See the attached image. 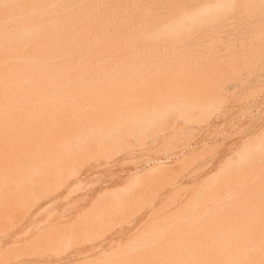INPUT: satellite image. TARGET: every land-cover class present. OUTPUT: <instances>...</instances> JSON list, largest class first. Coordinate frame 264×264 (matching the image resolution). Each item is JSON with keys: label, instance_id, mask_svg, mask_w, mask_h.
I'll use <instances>...</instances> for the list:
<instances>
[{"label": "bare ground", "instance_id": "bare-ground-1", "mask_svg": "<svg viewBox=\"0 0 264 264\" xmlns=\"http://www.w3.org/2000/svg\"><path fill=\"white\" fill-rule=\"evenodd\" d=\"M232 2H233V0H0V182H4V181H6V180H8V179H10V178H12L13 177V173H14V171L12 170V168L13 167H17V168H20V167H34V166H36V164L37 163H40V165L42 164V162H50V161H57V159H58V157H60L59 156V151H60V154L62 153L61 151L62 150H65V151H69V150H71L72 149V147H73V145L74 144H76L75 142H77L76 140L78 139V138H82L84 135L86 136V134H89V136H88V138L90 137V134H95V128H94V126H95V122L93 121V123H95V124H93L94 126H90V127H88L89 125H91V123L88 125V123H89V121L90 122H92L91 120L92 119H94V118H98L99 117V119H100V117H102V116H104V115H106L107 113H110V112H112V114L114 115V118H118V119H116V120H119V117H121L120 115H122V118H120V119H123V117L125 118V115L126 114H124V116H123V114H122V112H124V111H126V110H128V109H126L125 107H126V105L127 106H129L128 104L130 103V102H133V101H137V100H141L142 98H145V97H149V96H152V97H154V100H155V104L157 103L156 102V96H157V98H162L163 96H165V95H168V94H160V93H162L161 91L159 92V90L160 89H158V90H155V89H153L154 87L156 88V86H157V84H159V83H162L163 81H165L166 79L165 78H167V76H165L166 74V71H169V69L171 68L172 70H173V68H174V70H175V68H176V70L175 71H177V73H179L178 71H180V69H184V67H186V66H189V68H193L196 64H198L197 62H199L198 60H199V58H198V60H197V57H194V55H196L197 56V53L196 54H194L195 53V51H192V50H190L191 48H188V46H187V43H186V41H188V39H189V41H191V42H193L192 40H190V38L191 37H194V35H198V34H200V33H202L205 29H207L208 27L207 26H209L210 24H212L213 22H218V21H222L223 20V22H224V20H226L229 16H230V18H234L233 20L234 21H236L237 22V24H238V26L240 27V25L239 24H241L242 22L245 24V22L243 21V17H245V16H250V18H251V16L252 17H254V15H255V17L256 16H258V14H261L262 12H261V10H263V7H264V0H237V4H236V2H235V4L233 3L232 4ZM232 5H235V7L234 6H232ZM224 9H229L230 10V12H231V14H229V13H225V12H223V11H221V10H224ZM225 13V14H224ZM263 13H264V11H263ZM227 14V16H228V14H229V16L227 17V16H225ZM232 15V16H231ZM261 16V15H260ZM260 16H258V17H260ZM262 16H264V15H262ZM261 16V17H262ZM254 17V18H255ZM258 17H256V18H258ZM260 17V18H261ZM229 18V19H230ZM253 18V19H254ZM263 18V17H262ZM245 19H249V17L248 18H245ZM252 18H251V20H253ZM250 20V19H249ZM256 20V19H255ZM260 20V19H259ZM227 21H228V19H227ZM263 21V20H262ZM262 21H261V23H262ZM224 23H227V22H224ZM223 23V24H224ZM233 23V22H232ZM232 23H231V25H232ZM248 23V22H247ZM258 23V21L256 20V24ZM260 23V22H259ZM264 23V22H263ZM228 24V23H227ZM252 24V23H251ZM231 25H229V26H231ZM248 25V26H247ZM246 25V27H249L250 26V23L249 24H247ZM257 25H260V24H257ZM263 25V24H262ZM212 26H216L215 24L214 25H212ZM221 26H222V24H221ZM254 25H251V27H253ZM217 27V26H216ZM219 27V26H218ZM216 28V30L217 29H220V28ZM236 27V26H235ZM250 27V34H252L251 36H253L254 35V37L253 38H250V40H252V39H255L256 40V38L255 37H257V35H260V36H264V26L261 28V29H256L255 28V26L253 27V28H255V30L254 29H252ZM212 28V27H211ZM211 28H209V29H211ZM214 28V27H213ZM233 28V30H234V27H232ZM237 28V27H236ZM241 28H242V26H241ZM245 27H243V29H244ZM225 29V28H224ZM223 29V30H224ZM242 29V30H243ZM252 29V30H251ZM212 30V29H211ZM226 30V29H225ZM227 30H229V29H227ZM231 30V29H230ZM245 31H248L246 28L244 29ZM243 30V31H244ZM254 30V31H253ZM207 31V30H206ZM210 31V30H209ZM218 31H220V30H218ZM232 31V30H231ZM230 31V32H231ZM236 31H237V29H236ZM214 32V31H213ZM221 32H222V29H221ZM227 33L229 32V31H226ZM240 32V33H239ZM237 31L236 33H238L239 34V36H238V38L239 37H241V31ZM212 33V32H211ZM211 33H210V35H211ZM223 33V32H222ZM225 33V32H224ZM223 33V35H225V34H227V33H225L224 34ZM235 33V32H234ZM235 33V34H236ZM207 34H208V32H207ZM219 34V33H218ZM221 34V33H220ZM231 34L232 33H230V37H231ZM235 34H234V36H235ZM241 34V35H240ZM243 34H244V32H243ZM202 35V34H201ZM210 35H208V36H210ZM212 35H214L213 33H212ZM215 35H217V33L215 34ZM214 35V37H216ZM222 35V34H221ZM221 35H219V38H221L222 36ZM256 35V36H255ZM221 36V37H220ZM234 36H232L233 38H235ZM245 36V35H244ZM243 36V37H244ZM259 36V37H260ZM198 37H200L199 35H198ZM202 37H203V35H202ZM205 37H206V35H205ZM227 37H229V36H227ZM250 37V36H249ZM261 37V38H262ZM204 38V37H203ZM219 38H216V40L217 39H219ZM245 38H246V36H245ZM209 39V38H208ZM223 39H225V37L223 38ZM223 39H219V41L220 40H223ZM242 39V38H241ZM240 39V40H241ZM196 40V39H195ZM194 40V41H195ZM200 40V39H199ZM210 41L212 40V39H209ZM226 40V39H225ZM239 40V39H238ZM255 40H252L253 42L255 41ZM264 41V40H262V39H260L259 38V41ZM202 41V40H201ZM224 41V40H223ZM231 41H233V42H235L234 41V39L233 40H231ZM245 40L243 39V44H244V46H245V42H244ZM251 41V42H252ZM259 41H256L257 42V44H256V47H257V45L259 44ZM260 41V42H261ZM203 42V41H202ZM218 42V41H217ZM233 42H231V43H233ZM236 42L238 43V41H237V39H236ZM247 42H248V40H247ZM246 42V43H247ZM253 42H252V44H253ZM196 43V42H195ZM195 43L193 44V45H195ZM197 43H198V41H197ZM196 43V44H197ZM211 43V44H210ZM209 43V45H211V47H208V50H207V48H206V52L208 51V55H210L209 54V52L211 53L212 52V54L211 55H213V53L214 52H216V49H214V48H212V42H210ZM215 43V42H214ZM226 43V42H225ZM241 43H242V41H241ZM264 43V42H263ZM208 44V43H207ZM217 44V43H216ZM260 44H262V43H260ZM189 45V44H188ZM208 45V46H209ZM223 45V44H222ZM264 45V44H263ZM263 45H261V46H263ZM199 46H200V44H199ZM202 46V45H201ZM200 46V48H201V50H203L202 49V47ZM225 46V45H224ZM227 46V45H226ZM235 46V45H234ZM239 46H243V45H239ZM242 47V51H243V48H245V47ZM255 46V45H254ZM260 46V45H259ZM260 46V47H261ZM192 47V46H191ZM193 47H195V46H193ZM192 47V48H193ZM206 47H207V45H206ZM214 47V46H213ZM223 47V46H222ZM260 47H258L257 49H260ZM196 48L197 47H195V49L194 50H196ZM236 48H238V47H236ZM235 48V50L234 51H236V50H239V48L238 49H236ZM248 48V51H249V48L250 49H253V48H251V47H247ZM226 49H227V47H226ZM205 50V49H204ZM229 50H231V48L229 49ZM245 50V49H244ZM258 54H259V52L261 51H259V50H256V48L254 49ZM253 50V51H254ZM191 51L192 52H194L193 54V56L192 57H194L195 58V60H196V63H194V62H192L191 60H189V62H183L184 61V58L186 59V55H190V53H191ZM197 52H199L198 50H196ZM221 51V50H220ZM241 51V52H242ZM253 51L251 50V52H252V55L254 56V55H256V52H255V54L253 53ZM262 51H264L263 49H262ZM218 52V51H217ZM224 51H222L221 53H223ZM233 52V51H232ZM232 52H230V53H232ZM239 52H240V50H239ZM238 52V53H239ZM250 52V51H249ZM203 53H205V52H203ZM203 53H201V56H202V54ZM226 53H227V51H226ZM237 53V54H238ZM261 53V52H260ZM206 54V53H205ZM207 54L205 55L206 57H208V58H211V57H209V56H207ZM263 54V53H262ZM183 55H185V56H183ZM199 55H200V53H199ZM198 55V57H200ZM214 55H215V53H214ZM213 55V56H214ZM218 55H219V53H218ZM221 55V54H220ZM230 55V54H229ZM232 55V54H231ZM235 55H236V53H235ZM239 55H241V54H239ZM183 56V60L182 59H179L180 57H182ZM212 56V58L213 59H215L214 57ZM223 56H225V54L223 55ZM226 56H228V55H226ZM259 56V55H258ZM257 55H256V58L258 57ZM263 56H264V54H263ZM263 56H261V57H263ZM217 57H219V56H217ZM229 57V56H228ZM232 57H234L233 55H232ZM244 57H248V56H244ZM260 57V56H259ZM188 58V57H187ZM190 58H191V56H190ZM190 58H188V59H190ZM201 58V57H200ZM203 58V57H202ZM201 58V59H202ZM207 58V59H208ZM226 58V57H225ZM235 58H237V57H235ZM235 58H233V59H235ZM242 58H243V56H242ZM246 58H245V60H246ZM207 59H205L206 60V63L208 62V60ZM212 59V60H213ZM218 59H220V58H217V60ZM228 59V58H227ZM226 59V60H227ZM250 59V58H249ZM187 60V59H186ZM204 60V59H203ZM202 60V61H203ZM216 60V61H217ZM221 60H222V56H221ZM225 60V61H226ZM238 60L239 61H242V60H240L239 58H238ZM262 59H260V61H261ZM264 60V59H263ZM201 61V62H202ZM214 61V60H213ZM230 61H232V60H230L229 59V62ZM243 61H244V59H243ZM242 61V62H243ZM247 61H248V59H247ZM253 60H252V58H251V60L249 61V63L250 62H252ZM210 62V61H209ZM212 62V61H211ZM215 62V61H214ZM219 62V61H218ZM221 62V61H220ZM222 62H223V60H222ZM221 62V63H222ZM228 62V63H229ZM233 62V61H232ZM235 62V61H234ZM241 62V63H242ZM200 63V62H199ZM204 63V62H203ZM202 63V64H203ZM213 63V62H212ZM239 63V62H238ZM245 63H248V62H245ZM248 63V64H249ZM254 63H256V62H254ZM253 62H252V64H254ZM195 64V65H194ZM201 64V65H202ZM236 64V63H235ZM235 64H233L234 66H236L237 67V64L235 65ZM200 65V66H201ZM205 64H203V67L205 68L206 66H204ZM213 65V64H212ZM215 65V64H214ZM218 65H219V63H218ZM218 65H216V66H218ZM224 65H226V62H225V64ZM233 65H232V67H229L228 69H230V68H233ZM239 65H240V63H239ZM245 65H247V64H245ZM256 65H258L257 63H256ZM197 66H199V64L198 65H196V67ZM211 66V65H210ZM220 66V65H219ZM230 66V65H229ZM243 67V63H242V65H240V67ZM253 66V65H252ZM251 66V67H252ZM255 66V65H254ZM195 67V68H196ZM221 67H222V64H221ZM235 67V68H236ZM239 67V66H238ZM237 67V68H238ZM250 67V68H251ZM258 67V66H257ZM187 68V67H186ZM186 68L184 69L186 72L188 71V69L186 70ZM194 68V69H195ZM204 68H202L201 69V67H200V69L202 70V71H204L203 69ZM212 68V67H211ZM244 68V67H243ZM247 68H249L248 66H247ZM209 72H207V70L206 71H204V75H209L212 71L210 70V68H209V66H207V68H206ZM212 69H214V67L212 68ZM216 69V68H215ZM217 69L219 70V69H221V71L223 70V69H227V68H218L217 67ZM240 69V68H239ZM244 69H246V68H244ZM256 69V68H255ZM263 69V68H262ZM172 70L171 71H169V72H167L168 74L167 75H169V74H171L172 73ZM190 70V69H189ZM198 70H199V68L197 69H195V72L197 71L198 72ZM248 70V69H247ZM185 71H183L182 70V73L183 72H185ZM191 71V70H190ZM187 72L188 73V75H186V79L183 77L182 78V73L181 74H179V75H181L180 76V78H178V75L176 74V72H175V74H176V76H175V74H174V76L172 77L173 79L171 80L170 79V81H175L176 80V82H178V80H181L180 82H181V84L184 86V81H185V83L188 81L187 79L188 78H190L191 77V75H192V73L194 72V70H193V72ZM211 71V72H210ZM215 71V70H214ZM220 71V70H219ZM226 72L228 71V70H225ZM233 71V70H232ZM244 71V70H243ZM250 71H252V70H250ZM185 72V73H186ZM194 72V73H195ZM196 72V73H197ZM199 72H201V71H199ZM205 72H207L206 74H205ZM218 72V71H217ZM234 72H235V70H234ZM173 73H174V71H173ZM186 73V74H187ZM191 73V74H190ZM193 73V74H194ZM195 73V74H196ZM214 73V72H213ZM216 73V72H215ZM233 73V72H232ZM242 73V72H241ZM241 73H240V75H241ZM246 73V72H245ZM184 74V73H183ZM198 74H200L201 75V73H198ZM221 74H224L225 75V73L224 72H221ZM221 74H216L217 76H219V78L217 77L216 78V81H217V79H219L220 81L223 79V81H225L227 78H225V77H227V76H224V78H223V76L220 78V75ZM229 74H231V73H229ZM235 74H237L236 72H235ZM235 74H232V75H235ZM248 74H250V73H248ZM254 74V73H253ZM190 75V77H187V76H189ZM207 75L205 76V79H204V76H202V78H203V80H206V81H208L209 79H208V77H207ZM211 75V74H210ZM215 74H213V76H214ZM231 75V76H232ZM243 75H244V73H243ZM242 75V76H243ZM198 76V79L200 80V78H201V76H200V78H199V75H197ZM197 76H195V77H197ZM212 76V75H211ZM210 76V77H211ZM231 76L229 75L228 76V78L230 77L231 78ZM238 76V75H237ZM236 76V77H237ZM247 76V75H246ZM194 76L192 77V78H195ZM206 77H207V79H206ZM209 77V78H210ZM216 77V76H215ZM240 77V76H239ZM192 78L191 79H189V81H191L192 80ZM213 78V77H212ZM235 78V77H234ZM233 78V79H234ZM238 78V77H237ZM236 78V79H237ZM262 78V77H261ZM184 79V81H182ZM195 79H197V78H195ZM241 79H243L242 77H241ZM244 79H245V77H244ZM263 79V78H262ZM187 80V81H186ZM198 80V81H199ZM211 80V79H210ZM219 80H218V82H219ZM167 81H168V78H167ZM167 81H165V82H167ZM169 81V82H170ZM188 81V82H189ZM196 82H197V80H195ZM194 80H192V82L194 83L195 82ZM202 81V79L199 81V83ZM206 81H203L202 83L205 85V83H206ZM212 81V80H211ZM222 81V82H223ZM228 81H229V79H228ZM227 80L225 81V82H228ZM234 81V80H233ZM232 81V82H233ZM238 81V80H237ZM241 81V80H240ZM180 82H178L177 84H175L174 82V84L176 85V87H177V85L180 83ZM187 82V83H188ZM212 82H215V81H212ZM225 82H223V84L225 85ZM231 81H230V83H232ZM247 82V80H245V83ZM164 83V82H163ZM172 83V82H171ZM191 83V82H190ZM202 83H200V85L202 84ZM209 83V82H208ZM219 83H221V82H219ZM219 83H216V84H218V85H216V86H221L222 84H219ZM229 83V82H228ZM227 83V84H228ZM242 83H243V81H242ZM245 83H243L244 85H245ZM167 84H169V83H167ZM174 84H170V85H166L167 87H169V89L171 88V86H173ZM180 84V85H181ZM196 84V83H195ZM203 84L201 85V86H203ZM213 84V83H212ZM180 85H178V86H180ZM188 85H190V84H188ZM193 86H195L194 84H192ZM191 85V87H193ZM206 85H208L207 83H206ZM223 85V86H224ZM230 85V84H229ZM228 85V86H229ZM161 86V85H160ZM166 86L165 87H163V86H161V87H163V89L165 90V91H167L166 89ZM197 87H198V83H197V85H196ZM215 86V85H214ZM227 86V87H228ZM157 87H159V86H157ZM160 87V88H161ZM187 89V92L189 91L188 90V87L187 86H185ZM190 87V88H191ZM196 87V88H197ZM200 87V86H199ZM198 87V88H199ZM204 87V86H203ZM203 87H201L200 89L202 90V88ZM209 87V86H208ZM210 87H212L211 85H210ZM225 87V86H224ZM223 87V88H224ZM238 87V86H237ZM148 88H150V89H148ZM166 88V89H165ZM174 88H175V86H174ZM173 88V89H174ZM181 87H179V88H176V90L177 89H180ZM184 88V87H183ZM194 88V91H195V87H193ZM206 88H207V86H206ZM221 88V87H220ZM223 88H221V89H223ZM254 88V87H253ZM157 89V88H156ZM162 89V91H163V93H167V92H165L164 90ZM182 89V88H181ZM210 89V88H209ZM209 89H206V91L205 92H207V90H209ZM218 89V88H217ZM216 88H215V90H217ZM227 89H229V88H227ZM258 89V88H257ZM262 89V88H261ZM171 91H169V92H172L173 93V90L172 89H170ZM193 90V89H192ZM201 90H198V92H200ZM203 90H204V88H203ZM211 90V92L213 91L212 90V88L210 89ZM210 90H209V92H210ZM246 90V89H245ZM231 91V90H230ZM249 92L251 91V89H249L248 90ZM247 90H246V92H248ZM254 91V90H253ZM168 92V93H169ZM184 92V91H183ZM204 91H202V93H203ZM219 92H221V91H219ZM225 92V91H224ZM223 92V94H225ZM226 92H228V91H226ZM245 92V93H246ZM172 93H170V95L172 94ZM176 92H174V94H175ZM180 93V92H179ZM196 93V91L194 92V95H196L195 94ZM201 93V92H200ZM201 93V94H202ZM216 93V92H215ZM218 93V92H217ZM229 93V92H228ZM251 93H253V92H251ZM250 93V94H251ZM255 93V92H254ZM181 94V93H180ZM185 94V93H184ZM192 94H193V91H192ZM209 94V93H208ZM208 94H205V97H206V95L208 96ZM214 94V93H213ZM249 94V95H250ZM173 95V94H172ZM171 95V96H172ZM177 95V99H178V94H176ZM188 95H190L189 93L187 94L186 93V95L185 96H182V97H184V99H185V97L186 96H188ZM211 95H212V93H211ZM214 95H216V94H214ZM226 95V94H225ZM234 95H235V92H234ZM245 95V94H244ZM248 95V94H247ZM171 96H170V98H167V101H168V99H171ZM173 96H175V95H173ZM192 96V95H191ZM203 96V95H202ZM221 96H223V95H221ZM220 96V97H221ZM228 96H229V94H228ZM231 96H233V94L231 95ZM246 96V95H245ZM166 97V96H165ZM164 97V98H165ZM169 97V96H168ZM181 97V98H182ZM195 98H199V96H194ZM218 97V96H217ZM217 97L215 98V96L213 97V98H215V100H212L213 98L212 97H210V99L209 100H211V101H214V102H216V101H218V100H216L217 99ZM227 97V96H226ZM234 97H236V96H234ZM195 98H193V99H195ZM204 98V97H203ZM203 98H202V100H203ZM207 98V97H206ZM206 98H204V100L206 99ZM219 98V97H218ZM222 98V97H221ZM243 98H244V96H243ZM247 98V97H246ZM147 99V98H146ZM151 97H150V101H151ZM163 99V98H162ZM166 99V98H165ZM164 99V100H165ZM172 99L174 100V98L172 97ZM186 99H189L188 97L186 98ZM185 99V101L187 102V100ZM225 99V98H224ZM239 98H236V100H238ZM143 100V102H144V99H142ZM173 100H171V101H173ZM179 100H180V97H179V99H178V101H177V103L179 102ZM182 100V99H181ZM190 102H191V97H190ZM208 100V101H209ZM242 100V99H241ZM149 101V100H148ZM159 101H160V99H159ZM158 101V104L157 105H160L161 104V102H159ZM161 101H163V100H161ZM171 101H168V102H170V103H173V102H171ZM185 101L183 102L182 101V103H183V105H184V103H185ZM207 100H205V102H206ZM211 101H209L210 103H211ZM143 102H140V101H138V102H136V104H144V107L145 108H143V110L142 111H144L146 108L148 109V111L150 112V110H151V108H152V106H154L153 104H154V102H153V99H152V102L153 103H150V102H148V105L150 104V106H151V104H152V106H151V108L149 107V106H147L146 107V105H147V101H145L146 102V105H145V103H143ZM164 102V101H163ZM168 102H165V103H168ZM199 102V101H198ZM209 102L207 103V104H209ZM223 102V101H222ZM240 102H242V101H240ZM134 103V102H133ZM160 103V104H159ZM170 103H168L169 105H170ZM181 103V104H182ZM192 103V102H191ZM193 103H194V101H193ZM203 103V102H202ZM219 103V102H218ZM218 103H216V104H218ZM131 104V103H130ZM135 104V103H134ZM173 104H176L175 102L173 103ZM186 104V103H185ZM199 104H200V102H199ZM213 104V103H212ZM165 104H163V106H164ZM179 105V104H178ZM192 105V104H191ZM195 105V104H194ZM203 105L205 106V104L203 103ZM211 105V104H210ZM209 105V106H210ZM214 105H215V103H214ZM131 106V105H130ZM161 106H162V104H161ZM167 106V105H166ZM171 106H172V104H171ZM170 106V107H171ZM188 106V104H186V106L185 107H187ZM202 106V105H201ZM208 106V107H209ZM218 106V105H217ZM131 107H133V105L131 106ZM137 107H139V109L137 108ZM140 105H136V108H137V110L135 111V113L132 111L133 109H131L130 107H127V108H130L129 109V112H130V110L132 111V113H134V114H132L133 116H134V118H135V116H136V113L140 110ZM154 107H156V105L154 106ZM153 107V108H154ZM184 107V106H183ZM185 107H184V109H185ZM189 107H190V105H189ZM193 107V106H192ZM214 107V106H213ZM126 110H125V109ZM150 108V109H149ZM159 107H157L156 109H157V112H159V113H161V111H159V109H158ZM167 108V107H166ZM174 108H176V105L174 106L173 105V108H171V109H173V110H171V111H174V110H176V109H174ZM207 108V107H206ZM123 109H124V111H123ZM134 109H135V106H134ZM155 109V110H156ZM161 110H162V112H163V110H164V114L163 115H168V114H165L166 113V110L168 109H163V108H160ZM179 109V108H178ZM178 109H177V111H178ZM214 109H215V107H214ZM152 110H154V109H152ZM187 110V109H186ZM190 110V109H189ZM206 110H210L211 111V109H206ZM147 111V110H146ZM180 111V110H179ZM194 111H197V110H194ZM198 111H199V108H198ZM214 111V110H213ZM127 112V111H126ZM152 112V111H151ZM168 112H169V110H168ZM186 112V111H185ZM193 112V111H192ZM201 112V111H200ZM199 112V113H200ZM204 113H205V111H203ZM207 112V111H206ZM128 113V112H127ZM131 113V112H130ZM140 113H142V114H144L145 116H146V113H147V115H149L148 114V112H146V113H143V112H140ZM153 113V112H152ZM170 113V112H169ZM178 113V112H177ZM187 113V115H188V112H186ZM185 113V114H186ZM208 113V112H207ZM245 113V112H244ZM111 114V113H110ZM109 114V115H110ZM115 114H120L119 115V117L117 116V117H115ZM139 113H137V115H138ZM153 114H156V113H153ZM180 114H182L183 115V113H181V111L179 112V114H177V116H178V118H180L179 116H181ZM189 114H191V110L189 111ZM200 114H202V112L200 113ZM206 114V113H205ZM109 115H107L106 116V118L107 117H109ZM158 115V114H157ZM162 114H160V116H161ZM172 115H173V112H172ZM176 115V114H175ZM192 115V114H191ZM208 115V114H207ZM206 115V116H207ZM127 116V115H126ZM133 116H128V117H126L125 119H127V120H129V122L130 121H132L133 122ZM152 116V115H151ZM159 116V115H158ZM158 116H156V117H158ZM194 116H196V115H194ZM200 116H202V115H200ZM205 116V117H206ZM137 117V116H136ZM164 117V116H163ZM162 117V118H163ZM182 117V116H181ZM184 117V116H183ZM199 117V116H198ZM103 118V117H102ZM129 118H131V120L129 119ZM139 118H140V116H139ZM155 118V117H154ZM188 118V117H187ZM201 117H199V119H200ZM109 119H111V123H112V120H113V116L111 117V118H109ZM109 119H107L108 120V122L110 121ZM146 119H148V116H147V118ZM156 119H158V121H159V117L158 118H156ZM190 119V118H189ZM192 119V118H191ZM195 119V118H194ZM101 120V119H100ZM99 120V121H100ZM103 120V119H102ZM106 120V121H107ZM115 120V119H114ZM113 120V121H114ZM115 120V121H116ZM127 120L126 121H124V124H121L122 122H120V125H121V127H122V125H127V124H125V122H127ZM141 120V119H140ZM196 120V119H195ZM205 120H207V119H205ZM95 121H97V119H95ZM114 121V122H115ZM121 121V120H120ZM143 121V120H142ZM162 121V119L160 118V122ZM165 121V120H164ZM172 121V120H171ZM187 121V120H186ZM197 121V120H196ZM201 121H203V120H201ZM101 122V121H100ZM113 122V123H114ZM119 122V121H118ZM141 122V121H140ZM145 122H147V121H145ZM145 122H142L143 124H145ZM159 122V125L161 124ZM188 122V121H187ZM187 122H185L184 124H186ZM189 122H191V124H188ZM187 124L188 125H192V122H193V120L192 121H189ZM97 123H98V121H97ZM103 123H105V121L103 120V122H102V124ZM107 123V122H106ZM111 123H108V124H104L103 126L106 128V126H108L109 124H111ZM116 123L117 122H115V124H114V126L116 125ZM135 123V122H134ZM151 123V122H150ZM153 123V122H152ZM158 123V122H157ZM167 123V122H166ZM180 123H181V121H180ZM196 123H198V122H196ZM137 124H138V121H137ZM136 124V125H137ZM143 124H141L140 123V125H142V126H140V127H143V128H145L146 127V124H145V126H143ZM153 124H155V123H153ZM164 124V123H163ZM176 124V123H175ZM198 124H200V123H198ZM87 125V126H86ZM113 125V124H112ZM112 125H109V126H112ZM130 125V124H129ZM133 125V124H132ZM132 125H130L129 126V128L130 127H132ZM139 125V124H138ZM137 125V126H138ZM100 126V125H99ZM103 126H101L100 127V129L102 130V132L104 133V132H106L107 130H104L103 131ZM108 126V127H109ZM116 126H118V125H116ZM115 126V127H116ZM151 126V125H150ZM155 126V125H154ZM158 126V125H157ZM156 126V128H159V126L157 127ZM162 126V125H161ZM160 126V127H161ZM195 126V125H194ZM193 126V127H194ZM98 127V126H97ZM114 127V128H115ZM124 127V126H123ZM127 127V126H126ZM133 127H135V125H133ZM132 127V128H133ZM179 127V126H178ZM191 127V126H190ZM119 128V127H118ZM117 128V129H118ZM128 128V127H127ZM132 128H130V129H132ZM155 128V127H154ZM180 128V127H179ZM182 128H183V126H182ZM192 128V127H191ZM197 128V127H196ZM97 129H99V127L97 128ZM107 129V128H106ZM130 129H128V132H126L127 130L125 129V132L126 133H124V134H122L123 136L124 135H126V134H128L129 133V130ZM136 129L138 130V128L136 127ZM149 129V128H148ZM169 129V128H168ZM184 129V128H183ZM186 129V128H185ZM187 129H188V131H189V127H187ZM198 129V128H197ZM197 129H196V131H197ZM201 129H203V127L201 126ZM200 129V130H201ZM119 130H123V129H121V128H119ZM133 130V129H132ZM132 130H130V131H132ZM135 130L136 132H138L139 133V131L140 130H142V128L140 129V130ZM145 130V129H144ZM146 130H147V128H146ZM179 130V129H178ZM182 130V129H181ZM195 129L193 128V130H192V132L194 131ZM261 130V129H260ZM259 130V131H260ZM92 131H94L93 133H90V132H92ZM109 131V130H108ZM114 131V130H113ZM135 131L133 132V134L135 133ZM148 131V130H147ZM147 131H141L142 132V134H144L145 132H147ZM169 131V130H168ZM174 131H176V129L174 128ZM198 131H199V129H198ZM262 131V130H261ZM99 132H101V131H99ZM115 132V131H114ZM119 132V131H118ZM140 132V133H141ZM263 132V131H262ZM98 133V132H97ZM96 133V134H97ZM107 133V132H106ZM159 133H161V132H159ZM165 133V132H164ZM171 133V132H170ZM177 133H178V131H177ZM184 132H182V134H183ZM190 133V132H189ZM237 133V132H236ZM105 134V133H104ZM108 134V133H107ZM107 134H105V136L107 135ZM118 134V133H117ZM121 134V133H120ZM119 134V135H120ZM132 133H130V135H131ZM145 134H148L149 135V133L147 132V133H145ZM162 134V133H161ZM173 134V133H172ZM194 134H195V132H194ZM200 134L201 133H199V137H200ZM256 134V133H255ZM260 134H262V133H260ZM98 135V134H97ZM96 135V136H97ZM111 135V134H110ZM110 135L108 136V137H110ZM129 135V134H128ZM127 135V138L130 140V138H131V140L133 141V139L132 138H134L135 137V134H134V136H128ZM141 135V134H140ZM158 135V134H157ZM156 135V137L158 138V136ZM184 135H185V133H184ZM183 135V136H184ZM186 135H188V134H186ZM191 135V134H190ZM101 136H102V134H101ZM117 136L118 135H116V139H117ZM121 136V135H120ZM119 136V137H120ZM122 136V137H123ZM136 136L138 137L139 135H137L136 134ZM142 136V135H141ZM170 136H171V134H170ZM183 136H180L181 138L183 137ZM197 136V135H196ZM252 136V135H251ZM254 136V135H253ZM250 137V138H252V139H254V137ZM263 136V135H262ZM92 137H95V135H91V138ZM118 137V138H119ZM137 137H135V138H137ZM154 137H155V135H154ZM155 137V138H156ZM164 137V136H163ZM166 137V136H165ZM195 137V136H194ZM113 139L112 141H114V140H116V139ZM121 138V137H120ZM123 138H126L125 136L123 137ZM123 138L121 139V140H123ZM135 138H134V140H135ZM192 138V137H191ZM256 138V137H255ZM259 138V137H258ZM90 139V138H89ZM97 139H99V137H97ZM153 139V138H152ZM152 139H150V140H152ZM177 139V138H176ZM175 139V140H176ZM186 138H184V140H185ZM193 139V138H192ZM248 139H249V137H248ZM251 139V142H253V140ZM263 139H264V137H263ZM263 139L261 140L260 139V141H262L263 142ZM101 140V139H100ZM99 140V141H100ZM125 140V139H124ZM121 141L122 142V145L123 146H126L127 144H128V146H129V143H131V142H127L126 143V140L125 141ZM138 140H139V138H138ZM137 140V141H138ZM149 140V141H150ZM161 140V139H160ZM163 141H165V139H162ZM171 140V139H170ZM170 140H169V142H170ZM187 140V139H186ZM194 140V139H193ZM198 139H196V141H197ZM201 140V139H200ZM245 141L247 140V138L246 139H244ZM256 140V139H255ZM88 141V140H87ZM90 141V140H89ZM89 141H88V143H89ZM93 141V140H92ZM97 140H96V137L94 138V142H96ZM105 141H107V139L105 140ZM140 141V140H139ZM156 141V140H155ZM158 141V140H157ZM168 141V140H167ZM172 141V140H171ZM190 140H188V142H189ZM192 141V140H191ZM195 141V140H194ZM194 141H192V142H194ZM249 141V140H248ZM258 141V140H257ZM85 142V141H84ZM102 142V141H101ZM108 142H110L109 140L107 141V143L106 144H108ZM117 142V141H116ZM126 143V145H125V143ZM134 142V141H133ZM136 142V141H135ZM140 142H143V139H142V141H140ZM148 142V141H147ZM153 142V141H152ZM151 142V145L152 144H156V142H154V143H152ZM184 142V141H183ZM191 142V143H192ZM199 142V141H198ZM197 142V143H198ZM244 142V141H243ZM256 142V141H255ZM93 142H91L90 141V144H91V146L93 147V149H92V147L90 146V147H87V146H89L88 144H87V142H86V146H84L85 147V150H83L84 152L83 153H88L89 152V150L91 151V149H92V153L93 152H95V151H93L95 148H97V146L95 145V148H94V144H92ZM102 143H105V142H102ZM138 143V142H137ZM145 143V142H144ZM144 143H141L142 144V147H143V145H144ZM150 143V142H149ZM165 143V142H164ZM187 143V142H186ZM186 143H184V144H186ZM246 143V142H245ZM245 143H243V145L245 144ZM100 144V143H99ZM99 144H97V145H99ZM105 144V145H106ZM114 144H115V142H114ZM121 144V143H120ZM176 144V143H175ZM177 144H179V146H180V142H178L177 141ZM181 144H183L182 142H181ZM241 144V143H240ZM252 144H254V142L252 143ZM260 144V143H259ZM102 145V147L104 146L103 144H101ZM131 145H132V143H131ZM130 145V146H131ZM134 145V144H133ZM132 145V146H133ZM139 145L140 144H138V147H139ZM150 145V146H151ZM162 145V144H161ZM164 146L166 145V143L165 144H163ZM162 145V146H163ZM169 145H172V144H168V146ZM187 145H188V143H187ZM186 145V146H187ZM194 145H196V142H195V144ZM216 145V144H215ZM256 145V144H255ZM116 146H117V144H116ZM147 146V145H146ZM156 146H157V144H156ZM158 146H160L159 144H158ZM167 146V145H166ZM173 146V145H172ZM175 146V145H174ZM178 146V145H177ZM176 146V148H177V150H179L178 149V147ZM184 146V145H183ZM233 146V145H232ZM231 146V147H232ZM259 146V145H258ZM258 146H256V147H258ZM262 146V144H260V146H259V149H261L262 148V150H263V147H261ZM87 147V148H86ZM98 147H100V145L98 146ZM110 147V146H109ZM118 147V146H117ZM120 147V146H119ZM122 147V146H121ZM127 147V146H126ZM141 147V146H140ZM181 147V146H180ZM179 147V148H180ZM188 147V146H187ZM198 147V146H197ZM217 147V146H216ZM236 147V146H235ZM240 147V146H239ZM251 147H253V146H251ZM131 148V147H130ZM130 148H125V149H127V150H129ZM132 148H136V146L134 145V147H132ZM146 148V147H145ZM144 148V149H145ZM148 148H150L149 146H148ZM160 148V147H159ZM164 148V147H163ZM168 148V147H167ZM190 148V147H189ZM255 148V147H254ZM80 149H81V147H80ZM104 149V148H103ZM102 149V150H103ZM106 149V148H105ZM142 149V148H141ZM144 149L142 150V151H144ZM154 149H156V150H158V152L160 151L159 149H157V148H155L154 147ZM153 149V150H154ZM175 149V148H174ZM183 149H185V147L183 148ZM194 149V148H193ZM197 149V148H196ZM257 149V148H256ZM96 150H98V148L96 149ZM101 150V149H100ZM132 150V149H131ZM139 150V149H138ZM149 149H145V151L147 152ZM168 151H170V148L169 149H167ZM181 150V149H180ZM179 150V151H180ZM210 149H208L207 150V152L209 151ZM214 150V149H213ZM231 150V149H230ZM234 150H236V149H234ZM262 150H259V151H262ZM141 151V150H140ZM139 151V152H140ZM162 151V150H161ZM164 151V150H163ZM176 151V150H175ZM186 151H187V149H186ZM212 151V150H211ZM250 151V150H249ZM256 151V150H255ZM72 152V151H71ZM90 152V153H91ZM136 152V151H135ZM138 152V151H137ZM145 152V153H146ZM149 152H151V151H149ZM171 152H172V149H171ZM194 152V151H193ZM193 152H191V153H193ZM206 151H205V155H206V153H207ZM215 152H217L216 150L214 151V153ZM229 152V151H228ZM236 152V151H235ZM257 153H258V151H256ZM64 153V152H63ZM98 152H96V154H97ZM107 154H108V152H106ZM128 153V152H127ZM131 153V152H130ZM132 153H133V151H132ZM131 153V154H132ZM144 153V152H143ZM144 153V154H145ZM148 153V152H147ZM155 153V152H154ZM154 153H153V151H152V154L154 155ZM157 153V152H156ZM160 153H163V152H160ZM160 153H157V154H160ZM170 153V152H169ZM174 153V152H173ZM176 153H178V152H176ZM231 153V152H230ZM261 153V152H260ZM263 153V152H262ZM69 154V153H68ZM73 155H74V153H72ZM78 154H80V153H78ZM92 154V155H94L93 156V158L94 157H98L99 155L97 154ZM99 154H101L100 152H99ZM138 154V153H137ZM136 153H135V155H137ZM143 154V155H144ZM152 154H150V156H152L153 157V155ZM164 154H165V152H164ZM164 154H162L163 156H164ZM171 154V153H170ZM201 154V153H200ZM238 154H239V152H238ZM77 154L75 153V155H74V157H73V159L75 158V156H76ZM90 155V156H89ZM89 155H87V154H85V157L86 156H89V159L91 160V154H89ZM96 155V156H95ZM105 155V154H104ZM121 155V154H120ZM123 155V154H122ZM127 155H129V154H127ZM146 155V154H145ZM148 155H149V153H148ZM161 155V156H162ZM169 155V154H168ZM191 155V154H190ZM212 155H213V153H212ZM212 155H211V159H212ZM215 155V154H214ZM254 155V154H253ZM62 156H64V155H62ZM124 156V155H123ZM122 156V157H123ZM132 156V155H131ZM130 156V157H131ZM156 156V158L158 157L157 155H155ZM183 156V155H182ZM182 156H180V157H182ZM189 156V155H188ZM204 156V155H203ZM210 156V155H209ZM216 156V155H215ZM226 156V155H225ZM224 156V157H225ZM236 156V155H235ZM234 156V157H235ZM237 156H240V154L239 155H237ZM257 156V155H256ZM258 156H260V155H258ZM77 157V156H76ZM96 157V158H97ZM104 158H106L105 156H103ZM115 157H117V156H115ZM121 157V156H120ZM129 157V156H128ZM129 157V158H130ZM136 157V156H135ZM138 157V156H137ZM141 157V156H140ZM139 157V158H140ZM151 157V158H152ZM218 157V156H217ZM227 157V156H226ZM64 158H65V156H64ZM78 158H79V156H78ZM80 158H82V155H81V157ZM79 158V159H80ZM83 158H84V156H83ZM92 158V159H93ZM125 158H127L126 156H125ZM124 158V159H125ZM141 158H144V157H141ZM141 158H140V160H141ZM147 158H149V157H147ZM150 158V159H151ZM163 158V157H162ZM200 158V157H199ZM221 158V157H220ZM219 158V159H220ZM257 158H259V157H257ZM263 158V157H262ZM76 159L77 158H75L74 160L76 161ZM78 159V160H79ZM85 159V158H84ZM86 159H88V157L86 158ZM85 159V162H89L88 160H86ZM128 159V158H127ZM133 159V158H132ZM138 159V158H137ZM149 159V160H150ZM213 159H215V157L213 158ZM254 159V158H253ZM256 159V158H255ZM59 160V159H58ZM94 160V159H93ZM97 160V159H96ZM96 160H95V162H96ZM122 160V159H121ZM133 160H135V158L133 159ZM132 160V161H133ZM143 160V159H142ZM145 160H148V159H146V158H144V161ZM156 160V159H155ZM168 160V159H167ZM220 160H223V159H220ZM219 160V161H220ZM236 160V159H235ZM60 161H62L61 159H60ZM65 161H67L68 163H69V166L68 165H66V166H68V167H71V165H70V162L69 161H71V160H69L68 161V158H67V160H65ZM100 161H102V158H101V160ZM105 161V160H104ZM109 161V160H108ZM119 161V160H118ZM130 161V160H129ZM131 161V162H132ZM143 161V162H144ZM157 161V160H156ZM164 161V160H163ZM174 161V160H173ZM172 161V162H173ZM200 161V160H199ZM64 162V161H63ZM85 162H83L82 164H84ZM119 162H121V161H119ZM128 162V161H127ZM136 162V161H135ZM139 162V161H138ZM147 162V161H146ZM159 162V161H158ZM206 162V161H205ZM216 162H218V160L216 161ZM221 162V161H220ZM53 163V162H52ZM55 163V162H54ZM61 163V162H60ZM65 164H67L66 162H64ZM76 163H78V162H76ZM75 163V164H76ZM102 163V162H101ZM104 163V162H103ZM105 163H106V161H105ZM123 163V162H122ZM162 163V162H161ZM160 163V164H161ZM164 163V162H163ZM211 163V162H210ZM213 163H215V162H212V166L213 165H215V164H213ZM240 163V162H239ZM48 164V163H47ZM65 164H62L61 163V165H65ZM81 164V167H80V169L82 170L83 169V165ZM124 164H125V162H124ZM127 164V163H126ZM131 164V163H130ZM136 164V163H135ZM141 164V163H140ZM144 164H146V163H144ZM154 164V163H153ZM187 164V163H186ZM205 164V163H204ZM223 164V163H222ZM221 164V165H222ZM224 164H225V162H224ZM254 164V163H253ZM40 165H39V167H40ZM43 165V164H42ZM46 165V164H45ZM56 164H54V166H55ZM73 165V164H72ZM77 165V167H79V165L78 164H76ZM86 165H88V164H86ZM94 165V164H93ZM119 165V163L117 164V166ZM121 165V164H120ZM123 165V164H122ZM139 165V164H138ZM152 165V164H151ZM150 165V166H151ZM189 165V164H188ZM199 165V164H198ZM203 165V164H202ZM206 165H208V164H206ZM229 165V164H228ZM258 165H259V163H258ZM47 166V165H46ZM45 166V168H47ZM49 166V165H48ZM52 165H50V167H51ZM66 166H64V167H66ZM99 166V165H98ZM102 166V165H101ZM114 166V165H113ZM127 165H125V167H126ZM140 166V165H139ZM158 166L159 165H155V167L153 168V171H154V169H156V168H158ZM163 166V165H162ZM161 166V167H162ZM168 166H169V163H168ZM171 166H172V164H171ZM194 166V165H193ZM203 166H205V165H203ZM203 166L201 167L203 170L205 169V168H203ZM217 166V165H216ZM44 167V166H43ZM42 167V168H43ZM63 167V166H62ZM63 167V169L67 172V167H66V169ZM74 166H72L71 168L72 169H74L73 168ZM85 167V166H84ZM103 167V166H102ZM122 167V166H121ZM120 167V168H121ZM130 167V166H129ZM141 167V166H140ZM142 167H143V164H142ZM141 167V168H142ZM164 168H166V166L164 165L163 166ZM198 167V166H197ZM196 167V168H197ZM208 167V166H207ZM214 167V166H213ZM231 167V166H230ZM257 167V166H256ZM93 168L94 167H92L91 169L93 170ZM97 168V167H96ZM99 168V167H98ZM116 169H118L117 167H115ZM123 168V167H122ZM121 168V169H122ZM148 168V167H147ZM170 168V167H169ZM177 168H179V167H177ZM193 168H195V167H193ZM221 168H222V166H221ZM227 168V167H226ZM232 168V167H231ZM255 168V167H254ZM15 169V168H14ZM26 169V168H25ZM52 169H54V168H52ZM68 169H70V168H68ZM77 169V168H76ZM80 169H79V172H80ZM100 169H101V167H100ZM109 169H111V168H109ZM108 169V170H109ZM121 169H119V170H121ZM123 169H126V168H123ZM134 169V168H133ZM137 169V168H136ZM135 169V170H136ZM181 169V168H180ZM198 169V168H197ZM213 169V168H212ZM212 169H211V171H212ZM214 169H215V167H214ZM218 169H220V168H218ZM224 169V168H223ZM238 169V168H237ZM240 169V168H239ZM23 170V169H22ZM32 170V169H31ZM51 170V169H50ZM56 170V169H55ZM59 170H61L60 168H59ZM63 170V171H64ZM87 170V169H86ZM106 170H107V168H106ZM113 170V169H112ZM131 170V169H130ZM140 170H142V169H140ZM158 170V169H157ZM155 171V172H158V171ZM167 170V169H166ZM192 170V169H191ZM190 170V171H191ZM221 170V169H220ZM231 170H235V168L234 169H231ZM241 170V169H240ZM239 170V171H240ZM247 170V169H246ZM261 170H263V169H261ZM24 171V170H23ZM28 171V170H27ZM33 171V170H32ZM37 171V170H36ZM42 171V170H41ZM46 171V170H45ZM62 171V170H61ZM64 171V172H65ZM68 171H70L69 172V174L71 173V170H68ZM78 171V170H77ZM103 171V170H102ZM110 171V170H109ZM127 171V170H126ZM143 171H145V170H143ZM148 171V170H147ZM174 171H179V170H174ZM182 171V170H181ZM198 171V170H197ZM196 171V172H197ZM205 171V170H204ZM203 171V172H204ZM218 171V170H217ZM227 171H229V170H227ZM243 171H244V168H243ZM50 172V171H49ZM54 172V171H53ZM73 172V171H72ZM75 172V171H74ZM93 172H95V171H93ZM97 172V171H96ZM105 172V171H104ZM103 172V173H104ZM111 172V171H110ZM115 172V171H114ZM113 172V173H114ZM124 172V171H123ZM139 172V171H138ZM155 172L153 173V172H149L150 174H155ZM199 172H201V171H198V173ZM218 172H222V171H218ZM232 172V171H231ZM235 172H237V170H235ZM234 172V173H235ZM254 172V171H253ZM256 172V171H255ZM24 173V172H23ZM42 173V172H41ZM68 173V172H67ZM66 173V174H67ZM78 172H76V174H75V177L78 175L77 174ZM90 173H92L91 171H90ZM106 173V172H105ZM112 173V174H113ZM118 173V172H117ZM117 173H115L116 175H117ZM132 173H133V171H132ZM141 173V172H140ZM143 173H145V172H143ZM142 173V174H143ZM148 173V172H147ZM147 173H145V174H147ZM164 173V172H163ZM187 173V172H186ZM202 173V172H201ZM205 173V172H204ZM207 173H208V171H207ZM210 173V172H209ZM229 174H228V177L227 178H229V177H231V179L233 178V179H235L236 178V173L234 174L233 172V174L234 175H236L235 177H233L232 176V174L230 173V171L228 172ZM239 174H241L242 172H238ZM257 173H259V172H257ZM22 174V173H21ZM39 174V173H38ZM56 174H57V172H56ZM54 175V176H58V175ZM58 174H59V171H58ZM69 174H68V176H69ZM72 174L73 173H71L70 175V177H72ZM82 174V173H81ZM80 174V175H81ZM89 174V173H88ZM108 174H109V172H108ZM144 174V175H145ZM173 174H176V173H173ZM178 174V173H177ZM194 174V173H193ZM231 174V175H230ZM238 174V175H239ZM245 174V173H244ZM254 174H256V173H254ZM50 175H52L51 173H50ZM59 175H62V174H59ZM83 175V174H82ZM90 175V174H89ZM92 175H93V173H92ZM96 175V174H95ZM99 175H101V174H99ZM99 175H97V176H99ZM103 175V174H102ZM101 175V176H102ZM111 175V174H110ZM122 175V174H121ZM132 175V174H131ZM137 175V174H136ZM148 175V174H147ZM157 176H158V181H160V176H159V173H157L156 174ZM182 175V174H181ZM185 175H187V174H185ZM202 175V174H201ZM205 175V174H204ZM209 176H210V174H208ZM230 175V176H229ZM249 175H251L250 174V172H249ZM35 176V175H34ZM37 176V175H36ZM35 176V177H36ZM44 176V175H43ZM42 176V177H43ZM47 177H48V175H46ZM63 176H64V174H63ZM60 177L61 179L63 178V180H64V178H65V176L64 177ZM67 176V175H66ZM67 176V177H68ZM79 176V175H78ZM100 176V177H101ZM118 176H120V175H118ZM125 176V175H124ZM123 176V177H124ZM139 176V175H138ZM146 176V175H145ZM189 176V175H188ZM186 177V178H190V177ZM197 176H200V175H197ZM208 176V177H209ZM221 176V175H220ZM227 176V175H226ZM248 176V175H247ZM257 174H256V176H254L255 177V179H256V181L257 180H259V179H257ZM46 177V178H47ZM52 177V176H51ZM59 177V176H58ZM66 177V178H67ZM83 177V176H82ZM86 178H87V176H85ZM90 177V176H89ZM92 177H94V176H92ZM109 177H111V176H109ZM126 177V176H125ZM132 177L133 178H135V176L134 175H132ZM152 177H153V175H152ZM152 177H150L151 179H153ZM164 177V176H163ZM167 178H169L168 176H166ZM183 177H185V176H183ZM193 177V176H192ZM207 177V176H206ZM205 177V178H206ZM250 177V176H249ZM60 178H59V181H60ZM74 178V177H73ZM96 178V177H95ZM99 178V177H98ZM103 178H104V176H103ZM113 178H115V176L113 177ZM117 178V177H116ZM115 178V179H116ZM140 178V177H139ZM144 178V177H143ZM143 178H141L142 180H145V178L143 179ZM201 178V177H200ZM199 178V179H200ZM203 178V177H202ZM201 178V180H203ZM218 179H220V177H217ZM224 178V177H223ZM22 179V178H21ZM37 179V178H36ZM70 179H72V178H70ZM70 179H68V182L69 183H71L70 181ZM80 179V178H79ZM85 179V178H84ZM90 179V178H89ZM89 179H87V180H89ZM91 179H93V178H91ZM110 179V178H109ZM112 179V178H111ZM114 179V180H115ZM119 179V178H118ZM118 179H116V180H118ZM138 181H137V183L139 182V180L140 179H138V177L136 178ZM155 179H156V177H155ZM178 179V178H177ZM182 179V178H181ZM184 179V178H183ZM191 179V178H190ZM194 181H195V179H196V177H195V179L194 178H192ZM230 179V178H229ZM232 179V180H233ZM237 179V178H236ZM236 179H235V181L233 180H224L223 179V181H226V184H230V182H234L233 183V185H235V186H237L236 185ZM240 179H241V177H240ZM239 178L237 179L238 181L240 180ZM242 179H243V177H242ZM242 179H241V181H242ZM252 179V178H251ZM41 181H42V179H40ZM39 180V181H40ZM44 180V179H43ZM45 180H47V179H45ZM49 180H52V178L50 179V177H49ZM70 180V181H69ZM99 180V179H98ZM97 180V181H98ZM121 180V179H120ZM119 180V181H120ZM123 180H124V178H123ZM122 180V181H123ZM162 180H164V179H162ZM162 180H161V182H162ZM193 180H192V182H193ZM221 181H222V179H220ZM219 180V182L218 183H222L221 181ZM53 182L54 181H57V180H52ZM51 181V182H52ZM72 181H74V179L72 180ZM111 181V180H110ZM130 181V178H129V180H128V182ZM152 181V180H151ZM165 181V180H164ZM181 182H182V180H180ZM215 181V180H214ZM227 181H230V182H228L227 183ZM245 181V180H244ZM247 181V180H246ZM15 182V181H14ZM19 182V181H18ZM17 182V183H18ZM24 182H26V181H24ZM31 182V181H30ZM44 182V181H43ZM48 182H50V181H48ZM66 182H67V180H66ZM80 182V181H79ZM83 182V181H82ZM82 182H80L81 184H84V182L86 183L87 181H84L83 183ZM98 182H100V181H98ZM104 182V181H103ZM106 182H108V180L106 181ZM113 182V181H112ZM124 182V181H123ZM122 182V183H123ZM128 182H126V185H127V183ZM134 182V181H133ZM166 182V181H165ZM186 182V181H185ZM196 182V181H195ZM200 182V181H199ZM251 182H253V180L251 181ZM63 183V182H62ZM78 183V182H77ZM94 183V182H93ZM111 183V182H110ZM114 183V182H113ZM116 183V182H115ZM120 184H121V182H119ZM118 183V184H119ZM131 183H132V180H131ZM131 183H130V186H131ZM184 183V182H183ZM194 183V182H193ZM214 183H216V182H214ZM223 183H225V182H223ZM222 183V184H223ZM237 183H239V182H237ZM3 184V183H2ZM28 184V183H27ZM43 184V183H42ZM53 185H55V182L54 183H52ZM79 184V183H78ZM75 184V188H76V186H81V184ZM98 184V183H97ZM135 184V183H134ZM133 184V185H134ZM167 184H168V182H167ZM250 184V183H249ZM254 184V183H253ZM260 184H262V182H260ZM48 185V184H47ZM66 185H71V184H66ZM86 185V184H85ZM92 185V184H91ZM99 185V184H98ZM114 185V184H113ZM132 185V186H133ZM138 185V184H137ZM136 185V186H137ZM161 185V184H160ZM180 185H182V189H183V184H181L180 183ZM184 185H186V184H184ZM188 185V184H187ZM192 184H190V186H191ZM194 185V184H193ZM220 185V184H219ZM232 185V184H231ZM240 185H242L241 183L239 184V186ZM248 185V184H247ZM255 185V184H254ZM257 185V184H256ZM14 186V185H13ZM13 186H12V188H13ZM30 186V185H29ZM28 186V187H29ZM37 186V185H36ZM65 186V185H64ZM79 186V187H80ZM88 186V185H87ZM103 186V185H102ZM109 186V185H108ZM115 186V185H114ZM122 186V185H121ZM131 186V187H132ZM135 186V185H134ZM134 186L132 187V189H131V187H129L131 190H130V192L132 191V190H134L133 188H134ZM135 186V188L137 189V188H139L140 187V182H139V187L137 186L136 187ZM142 186V185H141ZM146 186V185H145ZM198 187L196 184L194 185V186H192V187ZM214 187L213 188H215L216 186L215 185H213ZM223 186V185H222ZM252 186V185H251ZM11 187V186H10ZM19 187V186H18ZM83 187V186H82ZM89 187V186H88ZM91 187V186H90ZM98 187V186H97ZM99 187H101V186H99ZM106 187V186H105ZM118 187V186H117ZM124 187L126 188H128V185L127 186H123V189H121L120 187H118V189H121V190H124ZM151 187H153L152 185H151ZM156 187H158V185H156ZM161 187V186H160ZM163 187H164V185H163ZM187 187V186H186ZM185 186H184V189L186 188ZM189 187V186H188ZM187 187V188H188ZM192 187H189L190 189V191L192 190L191 188ZM195 187V188H196ZM220 188V186H217V189L219 190V188ZM225 187H230V185L228 186V185H226V186H224L223 188H225ZM233 186H231V188H232ZM241 187V186H240ZM242 187H243V185H242ZM242 187H241V189H242ZM248 187H249V185H248ZM256 187V186H255ZM262 187H264V185H262ZM22 188H24V186L22 187ZM21 188V189H22ZM45 188V187H44ZM55 188V187H54ZM63 188V187H62ZM66 188V187H65ZM72 188H73V186H72ZM75 188H73V189H75ZM87 188V187H86ZM96 188V187H95ZM94 188V189H95ZM141 188H143V187H141ZM140 188V189H141ZM145 188H147V187H145ZM144 188V189H145ZM148 188L150 189V186H148ZM147 188V189H148ZM170 188V187H169ZM177 188V187H176ZM179 188H181V186H179ZM194 188V189H195ZM210 188H212V187H210ZM212 188V189H213ZM238 188V187H237ZM237 188H235L234 189V191H236L237 190ZM244 188V187H243ZM261 188V187H260ZM14 189V188H13ZM58 189H60V188H58ZM67 189V188H66ZM66 189H64V191L66 190ZM72 189V190H73ZM79 189V188H78ZM77 189V190H78ZM90 189V188H89ZM98 189V188H97ZM100 189V188H99ZM98 189V190H99ZM144 189H143V191H144ZM146 189V190H147ZM155 189V188H154ZM164 189H165V187H164ZM197 189V188H196ZM195 189V190H196ZM199 189V188H198ZM196 190V191H199V192H201V190L202 189H199V190ZM216 189V188H215ZM214 189V190H215ZM240 189V188H239ZM239 189H238V191H237V194L236 195H234L236 192H233L234 194H232V192H230V191H228V192H230V193H228L226 190H228L227 188H226V193L225 194H231V196L230 197H228V196H226L225 194V199L223 198L224 196L223 195H221V196H223L222 197V199H224V200H222L221 199V196L220 197H218L219 199H220V201L222 200L223 201V205L221 204L222 203V201H221V203L219 202V201H217V202H219L221 205H222V207H221V205L220 204H218V203H214L213 204V202L217 199L216 197L218 196H216L215 197V192L214 191H212L211 189H210V191H212L213 192V194H212V196H210L211 194H209L208 195V197L210 196L211 198H207L206 197V199L208 200V202H209V199H210V201H212L213 199H214V197L216 198L214 201H212L211 203L215 206L214 208H210V207H208V206H211L212 204L211 203H209V204H211V205H208L207 207H205V208H208V211H211V209H212V211L215 213V210H219V209H217L216 208V204H217V206L219 205V207L218 208H226V206H224V203H225V201H226V197L227 198H230L231 200H232V196H234V198L233 199H235V197L238 195V194H240V193H242V191L240 192L239 191ZM12 190V189H11ZM44 190V189H43ZM47 190V189H46ZM45 190V192H47ZM57 190V189H56ZM60 190H62V189H60ZM59 190V191H60ZM70 190V189H69ZM100 190H103V187H102V189H100ZM116 190V188L113 190V191H115ZM126 190V189H125ZM124 190V191H125ZM128 190V189H127ZM156 190V189H155ZM160 190V189H159ZM163 190V189H162ZM168 190V189H167ZM179 189H177L176 191H178ZM187 190V189H186ZM188 190V191H189ZM203 190H205V188L203 189ZM220 190H222L223 191V189L221 188ZM243 190V189H242ZM250 190V189H249ZM1 191V190H0ZM3 191L5 192V190L3 189ZM16 191V190H15ZM20 191V190H19ZM23 191H25V190H23ZM58 191V190H57ZM79 191V190H78ZM82 191V190H81ZM87 191H89V190H87ZM93 191V190H92ZM109 191V190H108ZM137 191H141V190H139V189H137ZM137 191H135L136 193H137ZM143 191H141V193L143 192ZM174 191V190H173ZM182 192H183V190H181ZM206 191V190H205ZM210 191H206L207 192V194L208 193H210ZM216 192H217V190H215ZM224 191V192H225ZM232 191H233V188H232ZM244 191L245 192H249V191H247L245 188H244ZM244 191H243V193H244ZM259 191V190H258ZM2 192V191H1ZM9 192H11V191H9ZM44 192V191H43ZM42 192V193H43ZM52 193H53V191H51ZM69 192V191H68ZM72 192V195L73 194H75V193H77V192H74V191H71ZM85 192V191H84ZM116 192H118L117 190H116ZM115 192V193H116ZM134 192V191H133ZM134 192V193H135ZM139 192H138V194H139ZM154 192V191H153ZM153 192H151V190H150V192H149V190H147V192H146V194H149L150 196H151V193H153ZM159 192V191H158ZM165 192V191H164ZM170 192V191H169ZM175 192V191H174ZM178 192H180V191H178ZM193 192H194V190H193ZM204 192V191H203ZM238 192H240V193H238ZM251 193H253L252 192V189H251V191H250ZM250 192H249V196H248V199L250 198ZM8 193V192H7ZM28 193V192H27ZM62 193H63V191H62ZM83 193V192H82ZM127 193V192H126ZM125 193V194H126ZM135 193V194H136ZM141 193L139 194V195H141ZM145 193V191L142 193V194H144ZM156 193V192H155ZM160 193V192H159ZM187 193V192H186ZM189 193V192H188ZM205 193V192H204ZM218 193H220V191L219 192H217V194ZM243 193H242V195H243ZM259 193V192H258ZM2 193H0V195H1ZM4 194V193H3ZM11 194H13L14 195V192L12 191V193ZM11 194L9 193V195H10V197H11ZM16 194V193H15ZM57 194V193H56ZM68 194V193H67ZM70 195H68V196H71V193H69ZM105 194H106V192H105ZM107 194H111V193H108L107 192ZM117 194H120L119 192L117 193ZM121 194H124V193H122V191H121ZM120 194V195H121ZM128 194V193H127ZM146 194H144L143 196H145ZM175 194V196H176V193H174ZM179 194H181V192L179 193ZM191 194V193H190ZM200 193H198V194H196L195 193V195L196 196H198ZM221 194V193H220ZM219 194V195H220ZM247 194H245V195H247ZM255 194V193H254ZM12 195V196H13ZM17 195V194H16ZM27 195V194H26ZM31 196H32V194H30ZM47 195V194H46ZM49 195V194H48ZM51 195H53V194H51ZM77 195V194H76ZM80 195V194H79ZM78 195V196H79ZM103 195V194H102ZM119 195V196H120ZM131 195V194H130ZM132 195H134L133 193H132ZM132 195L130 196V198H133L132 197ZM138 195V196H139ZM153 195V194H152ZM155 195H157V193L155 194ZM163 195V194H162ZM165 195V194H164ZM170 195H172L173 196V192H172V194H170ZM168 196V197H170L169 198V200H171V202H172V200H173V202H176V200L178 199H176L175 198V196H173L172 197V199H171V196ZM183 195V194H182ZM181 195V196H182ZM184 195H186V194H184ZM183 195V196H184ZM194 194H192V195H190L189 196V199L191 198V196H193ZM201 195H202V192H201V194H200V198H201ZM206 195V194H205ZM241 194L240 195H238L237 196V198H236V200H235V202L234 203H236V201H237V199H239L238 197H243ZM252 195V194H251ZM15 196V195H14ZM42 196V195H41ZM78 196H75L74 198H76V197H78ZM86 196V194L84 195V197ZM95 195H93V197H94ZM104 196V195H103ZM108 197V199H110L109 198V195H107ZM114 196H116V195H114ZM114 196H112V195H110V197H111V200H112V198H114ZM128 197H129V195H127ZM136 196V195H135ZM138 196H136L134 199H136V198H140L139 199V201H140V203L142 202L141 200H142V198L141 197H138ZM142 196V195H141ZM142 196V197H143ZM154 196V195H153ZM195 196V197H196ZM214 196V197H213ZM253 196V195H252ZM257 197H258V195H256ZM263 195L261 194V196H260V198L262 197ZM20 197H22V196H20ZM49 198H50V196H48ZM63 197V196H62ZM72 197V196H71ZM80 197V196H79ZM83 197V198H84ZM99 197V198H98ZM97 198L99 199V201H100V197H101V195L100 196H98ZM117 197V196H116ZM146 197V196H145ZM155 197V196H154ZM157 197V196H156ZM155 197V198H156ZM160 197V196H159ZM165 197V196H164ZM177 197H178V193H177ZM186 196H184L183 198H185ZM194 197V196H193ZM192 197V198H193ZM254 197V196H253ZM9 198V197H8ZM15 198H16V196H15ZM29 198V197H28ZM34 198V197H33ZM43 198V197H42ZM59 198H61V197H59ZM81 198H82V196H81ZM91 198H92V196H91ZM90 198V199H91ZM122 198H123V196L121 197V199H120V197L118 198V199H120V201H118L119 202V204L122 206L124 203H125V200H122ZM124 198H127L126 196L124 197ZM130 198H127V199H130ZM148 198V197H147ZM162 198H163V196H162ZM179 198H181L180 196H179ZM182 198V199H183ZM191 198V199H192ZM205 198V197H204ZM255 198V197H254ZM254 198H250V199H254ZM3 199V198H2ZM1 199V200H2ZM56 199V198H55ZM55 199H53V200H55ZM71 199V198H70ZM77 199H79V198H77ZM89 199V198H88ZM87 199V200H88ZM102 199H105V197L104 198H102ZM108 199H107V201L106 202H108ZM149 199V198H148ZM176 199V200H175ZM195 199V198H194ZM196 199H197V197H196ZM195 199V200H196ZM218 199V200H219ZM241 199V198H240ZM240 199H239V201H240ZM246 199H247V197H246ZM246 199H244L243 200V198H242V202H241V205H240V207H239V205L237 204V205H235L236 207L238 206L239 207V209L238 210H240V212H238V214H237V221H239L240 222V219H243L244 220V218L243 217H246L247 216V218H245V219H248V221H251L252 223H253V220H255V217H254V215L257 213V212H259V211H261V210H264V209H262L260 206H257V205H260V202H258V200H257V202H256V200L254 201V203L252 202L251 203V200L249 199V203H251V205H249V203H248V205H246L247 203H245L244 204V201L246 200ZM248 199L246 200L247 202H248ZM40 200V199H39ZM42 200H45V198L44 199H42ZM97 200V199H96ZM106 200V199H105ZM117 200V199H116ZM115 200V201H116ZM124 201L123 202V204H121L120 202H122V201ZM156 200H157V198H156ZM169 200H168V203L166 204V202L165 201H167V199L165 200V201H163V202H165V207L164 206H161V204H160V206H161V208L160 209H158V206H157V209H156V211H155V213L152 211V213L154 214V216H155V214H156V212L158 211H164V210H166V207L167 208H170V206H172V205H170L169 206ZM175 200V201H174ZM229 199H227V201H228ZM231 200L228 202L229 204H226V205H229V206H233L232 205V202H231ZM21 201V200H20ZM28 201V200H27ZM36 201V200H35ZM56 201V200H55ZM71 201V200H70ZM77 201V200H76ZM91 200H89V202H90ZM98 201V202H99ZM104 201V200H103ZM130 201V200H129ZM144 201H147L146 200V198L144 199ZM149 202L151 201V202H153L152 201V199H150V200H148ZM162 201V200H161ZM180 201H181V199H180ZM203 201H205V199L203 200ZM233 201V200H232ZM1 202V201H0ZM19 202V201H18ZM30 202V201H29ZM41 202V201H40ZM53 202V201H52ZM60 202V201H59ZM67 202V201H66ZM65 202V203H66ZM81 202H83V201H81ZM80 202V203H81ZM94 203H96L95 202V200L93 201ZM102 202V201H101ZM101 202H99V203H101ZM126 202H127V200H126ZM132 202L134 203V202H136V201H133V199H132ZM138 202V201H137ZM157 202V201H156ZM163 202H161V203H163ZM186 202V205H187V201H185ZM185 202H183V204H179L178 206L179 207H183V205H184V203ZM206 202V201H205ZM200 202V205H198L199 204V202H197L198 204H196L195 205V203L194 204H190V205H194V209H193V207H190V205H187V207H190V208H192V209H190V208H187V211L188 212H194L195 210H196V208H195V206H197L198 208H201V203L203 204V206H205V204L206 203H208V202ZM24 203H25V201H24ZM23 203V204H24ZM32 203H34V201L32 202ZM37 203H39L38 201H37ZM79 203V202H78ZM84 203V202H83ZM113 203H114V199H113ZM117 203V202H116ZM127 203H129V202H127ZM127 203H126V206L128 207V205H127ZM143 203V202H142ZM141 203V204H142ZM147 203V205H149L148 204V202H146ZM178 203V201L176 202V204ZM237 203H239V202H237ZM35 204V203H34ZM34 204H33V206H34ZM41 204V203H40ZM50 204V203H49ZM55 204V203H54ZM97 204V203H96ZM102 204H108L107 206H109V202L108 203H102ZM119 204L117 203V205H118V207H119ZM130 204V203H129ZM138 203H135V205H137ZM140 204V205H141ZM144 204H145V202H144ZM143 204V205H144ZM171 204V203H170ZM27 205V204H26ZM31 205V204H30ZM29 205V206H30ZM39 205V204H38ZM37 205V206H38ZM51 205H52V203H51ZM50 205V206H51ZM63 206H64V204H62ZM78 205H80V204H78ZM78 205L77 206H75V207H78ZM86 205H88V204H86ZM86 205H85V207H86ZM91 205V204H90ZM93 205H95V204H93L92 203V207H93V209H89V211H91V210H96V208L98 207V205L99 204H97V206L95 205V207L96 208H94V206ZM146 204H145V206L148 208L149 206H147ZM158 205V204H157ZM167 205V206H166ZM180 205H182V206H180ZM212 205V206H213ZM0 206H2V204L0 205ZM36 206V205H35ZM35 206L33 207L34 209H35ZM36 206V207H37ZM49 206V207H50ZM53 206V205H52ZM51 206V207H52ZM100 206V205H99ZM114 207H115V205H113ZM173 206H174V204H173ZM228 206V207H229ZM22 207V206H21ZM31 207H32V205H31ZM46 207L47 208H49L48 207V205H46ZM58 207V206H57ZM56 206H55V208H57ZM68 207V206H67ZM74 207V208H75ZM104 207V206H103ZM103 207H102V210H103ZM123 207V206H122ZM121 207V208H122ZM127 207H125L126 209H127ZM132 207H133V209L131 208V205H129V208L130 209H132L133 211H134V206L132 205ZM136 207V206H135ZM142 207V206H141ZM163 207L165 208L164 210H163ZM178 207V208H179ZM184 207H185V205H184ZM183 207V208H184ZM227 207V208H228ZM1 208H3V207H1ZM20 207H18V209H19ZM27 208V207H26ZM137 208V207H136ZM138 208H139V205H138ZM137 208V209H138ZM143 208V207H142ZM142 208H139V211L140 210H142ZM153 208V207H152ZM181 208H179L178 210L180 211L181 210ZM198 208H197V212L199 213V212H201L200 210L198 211ZM202 208H204V207H202ZM216 208V209H215ZM221 209V211L222 212H220V215L219 216H222L223 215V211L225 212V210H227V209ZM233 208V210H234V212H235V208L234 207H232ZM231 208V209H232ZM4 209V208H3ZM2 209V210H3ZM6 209H7V211L9 210L8 208H7V206H6ZM25 209V208H24ZM23 208L22 209H19V212L21 211V210H24ZM28 209H29V207H28ZM43 209H45V208H43ZM42 209V210H43ZM69 209V208H68ZM71 209V208H70ZM73 209V208H72ZM99 209V208H98ZM97 209V210H98ZM109 209H112V208H109ZM120 209V208H119ZM137 209H135V212H133V211H131V213L129 212V210L128 211H126V212H129V215H134L135 213H137L136 215H138L139 214V212H136V210ZM177 209V208H176ZM175 209V210H176ZM192 210V211H189V210ZM210 209V210H209ZM1 210V213L3 214V211ZM26 211L24 212V214H26V216H27V212H28V210L27 209H25ZM33 210V209H32ZM31 210V211H32ZM48 210V209H47ZM78 210V209H77ZM77 210H76V212H77ZM82 210H83V208H82ZM81 210V211H82ZM88 210V209H87ZM101 210V206H100V211H99V213L102 211ZM105 210V209H104ZM112 210H114V211H116L115 209H112ZM143 210H144V208H143ZM142 210V211H143ZM146 210V209H145ZM178 210H177V215H178ZM182 210H184V209H182ZM194 210V211H193ZM204 210V209H203ZM205 210H207V209H205ZM6 211V213H5V215L7 214V213H10V212H7ZM11 211V210H10ZM15 210H13V211H11V213L10 214H13L12 212H14ZM39 211V210H38ZM41 211V210H40ZM54 210H52V212H53ZM80 211V212H81ZM106 211V210H105ZM104 211V212H105ZM138 211V210H137ZM185 212H187L186 210H184ZM210 212V214L208 213V212H204V218H202V215H203V212H201L200 214H198L197 215V213H196V215H195V217H200L201 216V218L203 219V220H205V222H207L206 223V225H205V222L203 221V224L206 226V227H208L207 225H208V222L209 223H212V221L210 220H206V218L207 219H210L212 216H211V213H213V212ZM227 211H231L230 210V207H229V210H227ZM225 212L226 214L228 213V212ZM4 212H5V209H4ZM18 214L17 215H19V212H18V210L16 211ZM22 212V211H21ZM33 212V211H32ZM41 212H43V211H41ZM45 212V211H44ZM49 212H50V210H49ZM52 212H51V214H52ZM75 212V213H76ZM92 213H94L93 211H91ZM90 212V213H91ZM107 212H108V210H107ZM119 213H121V211L119 210L118 211ZM158 212H157V214H158ZM171 212V211H170ZM172 212H175L176 213V211H174V210H172ZM196 212V211H195ZM233 212V211H232ZM237 212V211H236ZM263 212V211H262ZM30 212H28V214H29ZM34 213V212H33ZM37 213H39V212H37ZM60 213V212H59ZM70 213V212H69ZM98 212L96 213L97 215L99 214ZM110 213H112V212H110ZM114 213V212H113ZM112 213V214H113ZM117 211L114 213V216L117 218V216L119 215V213H117ZM123 213V212H122ZM175 213H173V216L175 215ZM214 213H213V215H214ZM218 213V212H217ZM217 213L215 214V215H217ZM222 213V214H221ZM231 213V212H230ZM240 213V214H239ZM9 214V215H10ZM23 214V213H22ZM41 214V213H40ZM50 213H48V215H49ZM54 215L56 214V213H53ZM52 214V215H53ZM87 214V213H86ZM104 214H106V213H104ZM109 214V213H108ZM107 214V215H108ZM117 216H116V215ZM124 214V213H123ZM128 214V213H127ZM153 214H149L150 215V217H152L151 215H153ZM160 214V213H159ZM161 214H162V212H161ZM168 214H170L169 216H172V213H168ZM179 214H183V213H179ZM187 213H184V215H186ZM191 213H189L188 215H189V217H188V215H187V218L190 220V221H187L188 222V224L191 222V219L190 218H193V216L192 215H190ZM194 214V213H193ZM207 214H209L208 216H207ZM16 215V216H17ZM21 215V214H20ZM32 215V214H31ZM48 215H46V216H48ZM52 215H50V217H52ZM53 215V216H54ZM67 215V214H66ZM72 215V214H71ZM74 215V214H73ZM72 215V216H73ZM77 215H78V212H77ZM100 215V214H99ZM99 215H98V218H99ZM110 215V214H109ZM127 216L128 217V219H129V221L131 220V218H133L134 216H136V215H134V216ZM141 215H144V213H142V214H140L139 216L141 217ZM175 215L174 217H175V219L177 218V217H179V216H181V215ZM205 215L207 216V217H205ZM230 215V214H229ZM239 215H241V217L242 218H240L239 217ZM245 215V216H244ZM7 216H8V214H7ZM11 216V215H10ZM13 216V215H12ZM22 217H23V215H21ZM57 216H58V214H57ZM70 216V215H69ZM68 216V217H69ZM86 216H88V214L86 215ZM86 216H85V214H84V216L83 217H85V219H86ZM92 216V214H89V216L87 217L88 218V220H89V217H91ZM113 216V215H112ZM111 216V217H112ZM123 216V215H122ZM121 216V217H122ZM157 216V215H156ZM164 216V215H163ZM167 212H166V214H165V216L163 217L164 218V220H162L166 225H164V223H163V225L164 226H166V229L165 230H167V229H169V228H167V227H173V223L171 222L170 224H172V226L171 225H167V224H169V223H166L165 221H166V219H167ZM191 216V217H190ZM211 216V217H210ZM218 216V217H219ZM234 216V214H232V216H229L230 218H232ZM257 216H258V214H257ZM261 216H263L262 214H261ZM2 218V220H4V219H6L5 218V216H4V218H3V216H1ZM35 217H37V216H35ZM61 217H64V216H61ZM67 217V218H68ZM82 216H80V218H81ZM93 217H94V215H93ZM127 217H126V219H127ZM137 218H138V216H136ZM135 217V218H136ZM143 217V216H142ZM150 217H148V218H150ZM166 217V218H165ZM174 217H172V219L171 220H175V219H173ZM184 217H186V216H184ZM183 217V220H187V218L185 219ZM195 217H194V219H195ZM197 217V218H198ZM210 217V218H209ZM214 217V216H213ZM211 218V219H214V218ZM218 217L216 216L215 217V220L213 221V222H215L217 219H218ZM229 217H227L226 218V220H227V222H228V220H229ZM249 217V218H248ZM259 217V216H258ZM20 218V217H19ZM26 218V217H25ZM24 218V219H25ZM27 218H28V216H27ZM26 218V219H27ZM33 218V217H32ZM47 218V217H46ZM58 218H60V215H59V217ZM66 218V219H67ZM72 218V217H71ZM119 218H120V216H119ZM125 218V217H124ZM160 218H162V216L161 217H159V219ZM182 218V217H181ZM180 218V219H181ZM197 218H196V220H197ZM199 219V220H202V219ZM235 218V217H234ZM239 218V219H238ZM264 218V217H263ZM262 218V219H263ZM35 219V218H34ZM34 219H32V220H34ZM37 219V218H36ZM50 219V218H49ZM49 219H48V222H49ZM52 219H54V218H52ZM73 219H75V218H73ZM92 220L94 219V218H91ZM127 219V220H128ZM142 219V218H141ZM140 219V220H141ZM170 219V218H169ZM178 219V218H177ZM176 219V220H177ZM178 220L179 222H180V224H181V221H182V219L181 220ZM221 219V218H220ZM220 219H218L217 220V224L221 221V223L223 222L224 223V220H225V218L223 217L221 220ZM233 219V218H232ZM236 219V218H235ZM234 219V220H235ZM260 219H261V217H260ZM8 220H10L9 218H8ZM15 220H16V218H15ZM38 220V219H37ZM42 220V219H41ZM46 220V219H45ZM60 220V219H59ZM64 220V219H63ZM82 220V219H81ZM81 220H78L77 219V221H79V222H81ZM116 220V219H115ZM118 220V219H117ZM121 220V222H119V224L116 222V224L118 225V226H120L123 222H125V221H127V220H125V221H123L122 222V219H120ZM119 220V221H120ZM133 220V219H132ZM137 220V219H136ZM140 220H139V222H140ZM153 220V219H152ZM152 220H150V221H152ZM157 220H158V218H157ZM160 220V221H161ZM168 220V219H167ZM170 220V221H171ZM175 220V221H176ZM196 220H194V221H192L193 222V224H195V221ZM199 220H197V221H199ZM234 220L232 221L231 220V222H232V225L234 224V226H235V223L237 222L236 220H235V223H233L234 222ZM243 220H242V222H243ZM11 221V220H10ZM16 221H18V220H16ZM24 221V220H23ZM36 221V220H35ZM72 221V220H71ZM74 221V220H73ZM77 221H75L76 223H78L79 224V222H77ZM83 221H84V218H83ZM87 221V220H86ZM91 220H89L88 222H86V223H88V224H90V223H92V222H94V221H92V222H90ZM103 221H105L104 219H103ZM149 221V222H150ZM153 221H154V223H153ZM152 221V226H151V231H152V228H153V230H158V229H160V228H158L161 224H159L158 225V229H155L156 228V226L154 225L155 224V222H156V225H157V223H160V222H157L156 221V219L155 220H153ZM159 221V220H158ZM169 220L167 221V222H170ZM184 221V222H185ZM196 221V222H197ZM248 221H246V222H248ZM259 221V220H258ZM262 221V220H261ZM260 221V222H261ZM0 222H1V220H0ZM4 222V221H3ZM3 222H1V223H3ZM20 222H22V220L20 221ZM39 222V221H38ZM37 222V223H38ZM46 222H47V220H46ZM45 222V223H46ZM66 222H67V220H66ZM90 222V223H89ZM95 222H97L96 220H95ZM113 222H114V220H113ZM133 222H135V221H133ZM148 222V223H149ZM226 221H225V223H227ZM230 222V223H231ZM242 222H241V224H242ZM251 222L249 223L250 225H251ZM256 222V221H255ZM264 222V221H263ZM262 222V223H263ZM1 223H0V225H1ZM11 223V222H10ZM15 222H13V224H14ZM31 223V222H30ZM41 223V222H40ZM42 223H44L43 221H42ZM41 223V224H42ZM58 223V222H57ZM98 223V222H97ZM96 223V224H97ZM115 223V222H114ZM114 223H111V224H114ZM131 223V222H130ZM136 223V222H135ZM147 223V224H148ZM162 223V222H161ZM200 223H202V221H200L199 222V224ZM222 223V225H224ZM16 225L18 224L19 225V223H15ZM51 224V223H50ZM59 225H60V223H58ZM62 225H63V223H61ZM95 224V225H96ZM99 224V223H98ZM116 224L114 225V227L116 228ZM125 224V223H124ZM128 224V223H127ZM138 224V223H137ZM145 225V227H143V228H147L146 226H148V225ZM150 224H151V222H150ZM176 224H177V221H176ZM176 224H174V225H176ZM179 224V223H178ZM177 224V225H178ZM179 224V225H180ZM184 224V227H185V225H187V223L185 224V223H183L182 222V225ZM190 224H192V223H190ZM202 224V225H203ZM214 224V223H213ZM237 225H238V222L236 223ZM255 224V223H254ZM17 225V226H18ZM29 225V224H28ZM44 225V224H43ZM42 225V226H43ZM52 225V224H51ZM54 225V227L57 229V225L55 226V224H53ZM65 225V224H64ZM68 225V224H67ZM77 225V224H76ZM80 225V224H79ZM83 226L84 225H86V227H85V229L87 228V224H82ZM94 224H93V227L95 226ZM103 225H105V223L103 224ZM102 225V226H103ZM106 225H107V223H106ZM106 225L103 227V229L106 227ZM131 225V224H130ZM133 225V224H132ZM134 225H136V224H134ZM133 225V226H134ZM141 225H143V224H141ZM140 224H139V226H141ZM163 225H162V227H163ZM176 225V226H177ZM178 225V226H179ZM182 225H180L179 226V228L182 226ZM215 225H216V223H215ZM213 226L214 228L216 227V226ZM222 225H217L218 226V228L216 227L215 229H219ZM239 225H240V223H239ZM256 225H257V223H256ZM264 225V224H263ZM262 224H261V227L263 226ZM2 226V225H1ZM1 226H0V229H1ZM33 226H34V223H33ZM33 226H31V228L33 227ZM91 226V225H90ZM99 226H101V224L99 225ZM110 226V225H109ZM109 226H107V227H109ZM124 225H122V227H123ZM127 226V225H126ZM126 226H125V228H126ZM132 226V227H133ZM176 226H174L175 228H176ZM190 225H188V227H189ZM197 226V225H196ZM198 226H200L201 227V224L200 225H198ZM197 226V227H198ZM204 226V228H206ZM212 226V225H211ZM225 226H228V225H225ZM230 226V225H229ZM244 226V225H243ZM249 226V225H248ZM255 226V225H254ZM254 226H249L248 228H246V229H244V228H235V229H232V227H231V229L229 228V229H227V230H223L224 231V233H223V235L221 236V239H222V241H223V243L221 242V244H219L218 242H216V240H214V242L212 241V244L213 243H215L216 245L214 246L215 247V249L213 248V247H211V248H213V250H214V252H212V253H209V254H207L206 256L208 257L207 259H205L204 261H203V258H202V261L203 262H201L200 264H264V228L262 227H258L257 228V226L256 227H254ZM19 227V226H18ZM21 227V226H20ZM49 228H51V226H48ZM59 227V226H58ZM66 228L68 227V226H65ZM64 227V228H65ZM74 227H75V224H74ZM73 227V228H74ZM97 227H98V225H97ZM95 228V229H98V228ZM106 227V228H107ZM155 227V228H154ZM161 227V228H162ZM188 227H186L187 229H188ZM193 226H191V228H192ZM203 227V226H202ZM240 227V226H239ZM11 228H12V226H11ZM14 228H15V226H14ZM33 228H35V226L33 227ZM38 228H40V226H38L37 227V229ZM42 228V227H41ZM40 228V229H41ZM45 228V227H44ZM48 228V229H49ZM53 228V227H52ZM64 228H62V229H64ZM76 228V227H75ZM77 228H82L81 226H79V227H77ZM110 229H111V231H113V229H112V227H109ZM131 228V227H130ZM129 228V229H130ZM134 228V227H133ZM140 228V227H139ZM138 228V229H139ZM148 228H150L149 226H148ZM165 227H163L162 229H164ZM178 228V227H177ZM190 228V227H189ZM190 228V229H191ZM204 228H196L195 226L193 227V230L194 231H196V229H198V232L201 230V231H203L202 229H204ZM209 228V227H208ZM224 229H226L227 227H223ZM7 229V228H6ZM21 229V228H20ZM19 229V230H20ZM25 229H26V227H25ZM27 229H29V228H27ZM26 229V231H29V233H30V230H27ZM60 229V228H59ZM84 228L83 229H81V233H82V230H84V232H86L87 233V231L85 230ZM88 229V228H87ZM90 229V228H89ZM92 227H91V230L90 231H92ZM108 229V228H107ZM107 229H106V234L108 233V231H107ZM119 229V228H118ZM144 229V230H145ZM161 229V230H162ZM184 229V228H183ZM190 229H188V230H190ZM200 229V230H199ZM2 230V229H1ZM4 230H5V227H4ZM22 230V229H21ZM20 230V231H21ZM33 230V229H32ZM35 230H36V228H35ZM68 230V229H67ZM102 230V229H101ZM105 230V229H104ZM104 230H102L103 232H104ZM128 230V229H127ZM126 230V231H127ZM131 230H132V228H131ZM165 230L164 231H161V232H165ZM182 230V229H181ZM181 230H179L178 232H177V230H176V234H179V232L181 231ZM188 230H187V232H188ZM192 230V229H191ZM190 230V231H191ZM192 230V231H193ZM208 230H210V229H208ZM221 230V229H220ZM8 231H9V229H8ZM23 232H25V230H22ZM41 231V230H40ZM39 231V233H37V231H36V233L38 234L37 235V237H36V235L35 236H32V233H31V235L29 234L28 236H29V238H30V236H32V240H37V238H39L38 239V241L40 242V241H43V239L42 240H40V235L39 234H42L43 233V235H44V233H45V231L44 232H40ZM50 231V230H49ZM73 231H74V229H73ZM77 231V230H76ZM98 231V230H97ZM96 231V232H97ZM119 232V230H117L116 229V232ZM125 231V230H124ZM129 231V230H128ZM128 231H127V233H128ZM150 231V230H149ZM175 231V230H174ZM183 231V230H182ZM192 231L190 232V233H192ZM193 231V232H194ZM200 231V232H201ZM205 232H207V228L204 230ZM212 231V230H211ZM2 232H4V231H2ZM19 232V231H18ZM17 232V233H18ZM32 232V231H31ZM65 232H66V230H65ZM67 232H69V231H67ZM71 232V231H70ZM103 232H102V236H105L106 234H103ZM114 232V231H113ZM112 232V233H113ZM121 232V231H120ZM130 232V231H129ZM141 232H142V230H141ZM153 232L154 231H152V234H153ZM158 232H159V230H158ZM168 232H170V230L168 231L167 230V233ZM185 231H183V233H184ZM209 232V231H208ZM214 232H216L215 230H214ZM222 232V231H221ZM220 232V233H221ZM6 233H8V232H6ZM25 233H27V232H25ZM79 233V232H78ZM80 233V234H81ZM92 233V232H91ZM93 233H95V231L93 232ZM98 233H100L101 234V232H99L98 231ZM126 233V232H125ZM143 233H145L144 231L142 232V233H139L140 234V236L141 237H143ZM155 233H157V231L155 232ZM181 234H179L180 236L183 234L182 232H180ZM195 233V232H194ZM203 233V232H202ZM201 233V234H202ZM74 234H75V232H74ZM73 234V235H74ZM83 234V233H82ZM89 234V233H88ZM117 234H120V233H117ZM138 234V235H139ZM149 234V233H148ZM147 233H146V235L144 234V239H145V236H147L148 235ZM159 234V236L157 237V235ZM165 234V233H164ZM171 234H173V231H172V233ZM186 234V233H185ZM201 234H200V236H201ZM203 234H205V233H203ZM210 234V233H209ZM212 234V233H211ZM213 234H215V233H213ZM213 234L211 235V237L213 236ZM216 234L218 235V231L216 232ZM34 235V234H33ZM42 235V236H43ZM70 235V234H69ZM95 237L94 238H96V234H93ZM125 235V234H124ZM138 235H135V236H133V237H136V236H138ZM157 235L155 234H153V235H148V236H150L151 238H152V236L153 237H155L156 236V238L158 239H160L161 238V236L163 237V234L162 233H157ZM170 235V234H169ZM169 235L167 236V234H165V236L166 237H169ZM175 235V232H174V234L172 235V236H174ZM193 235V234H192ZM192 235L190 234L189 236L190 237H192ZM197 235H199V234H197V232L193 235L194 237H196ZM19 236V235H18ZM39 236V237H38ZM48 236H50V235H48ZM53 236V235H52ZM91 236H92V234H91ZM90 236V238H92ZM109 236V235H108ZM110 236H111V234H110ZM140 236H138V237H140ZM165 236H164V238H165ZM169 237V238H173L174 240H175V244H171L170 246H172L171 247V249H169L168 247V250L167 249H165V250H167V251H170V253L169 252H167L168 254H169V257H170V254H171V252L173 251V246L175 247V245H178V243H180V244H184L183 246H184V248L183 247H181L182 245H178V247H181V248H183V249H185V250H189V248L191 249V247H192V249L193 248H195V247H198L201 243H204L205 242V240L203 239V236H198V237H200V241L197 239V237H196V240H198V241H195L194 239V242H193V245L190 247L189 245H188V247H186L185 248V244H188L189 242V240L192 242L193 240L190 238V237H187L189 240L187 241V238L186 237H183V239L184 238H186V239H184L187 243H183V242H185V241H181V239H180V236H178L177 235V238L178 239H180V241L181 242H178L179 240L177 239H175L174 237ZM182 236H184V235H182ZM188 236V235H187ZM216 236V235H215ZM17 237V236H16ZM34 237H36L35 239H33ZM80 237V236H79ZM79 237H77L76 236V239L78 238V241H79ZM99 238H100V236H98ZM97 237V238H98ZM114 237V236H113ZM125 237V236H124ZM132 237V238H133ZM137 237V238H138ZM4 238V237H3ZM51 238V237H50ZM54 238V237H53ZM73 238V237H72ZM82 238V241H83V237H81ZM93 238V239H94ZM108 238V237H107ZM106 238V239H107ZM112 238V237H111ZM116 238V237H115ZM155 238V239H156ZM164 238H162V240H165ZM169 238H167V239H169ZM182 238V237H181ZM202 238V239H201ZM205 238H208V235H207V237H206V234H205ZM209 238H210V236H209ZM213 238V237H212ZM218 238H219V236H218ZM217 238V239H218ZM7 239H9V238H7ZM44 239H46V238H44ZM56 239V238H55ZM71 239V238H70ZM140 239V238H139ZM143 239V241H145ZM155 239H153V241L155 240ZM157 239H156V241H154V243L156 242L157 243ZM158 239V240H159ZM167 239L165 240V241H167ZM182 239V240H183ZM211 239V238H210ZM220 239V238H219ZM2 240V239H1ZM5 240V239H4ZM3 240V241H4ZM10 240V239H9ZM17 240V239H16ZM19 240V239H18ZM17 240V241H18ZM21 240V239H20ZM81 240V239H80ZM85 240V239H84ZM96 241L98 240V239H95ZM105 240V239H104ZM104 240L102 241V242H104ZM109 240V239H108ZM108 240H105V241H108ZM132 240V239H131ZM130 239H129V243L131 242V244L129 245V243H127L128 244V246H127V244H122V245H120V246H124L122 249L125 251L126 250V247L127 248H129V249H131L132 250V248H130V246L135 242V240L137 241V242H141V240H142V238H141V240L139 241L138 239H134L133 241L134 242H132ZM171 240V241H170ZM169 241H170V243L171 242H173V240L172 239H170ZM202 240H204L203 242H201ZM213 240V239H212ZM244 240H247L248 242H246V243H243V241ZM16 241V242H17ZM29 241V240H28ZM48 241V240H47ZM50 241V240H49ZM51 241H52V238H51ZM54 241V240H53ZM75 241V240H74ZM77 241V240H76ZM75 241V242H76ZM78 241H77V243L76 244H78ZM88 241H89V239H88ZM88 241H87V239H86V242H85V245L88 243ZM94 240H92L91 241V239H90V241L89 242H93ZM111 241V240H110ZM115 241V240H114ZM113 241V242H114ZM152 241V242H153ZM168 241V242H169ZM207 241V240H206ZM9 242V241H8ZM31 241H29L28 243H30ZM44 242V241H43ZM100 242V241H99ZM112 242V243H113ZM146 242V241H145ZM144 242V243H145ZM151 241H150V243H152ZM176 242H178L177 244H176ZM198 242H200L197 246H195V244H197ZM207 242H209V241H207ZM1 243H5V242H0V244ZM13 243H15L14 241H13ZM23 243H24V241H23ZM27 243V242H26ZM36 243L38 244V242L36 241ZM45 243V242H44ZM57 243V242H56ZM68 243V242H67ZM70 243V242H69ZM84 242H82V244H83ZM90 243V244H91ZM105 243V242H104ZM111 243V242H110ZM159 243H162L161 242V239H160V242ZM159 243H157V244H159ZM165 243H167V242H165ZM195 243V244H194ZM217 243H218V245H217ZM37 244H36V246H37ZM41 244V243H40ZM51 244V243H50ZM75 244V243H74ZM140 244V245H139ZM135 243L134 244V246L136 245L137 247H141V249L143 250L144 248H142V247H144V245L142 244V242L141 243ZM143 246H142V245ZM147 245V247L149 246V247H151L152 245L151 244H149V243H146ZM149 244V245H148ZM156 244V245H157ZM162 244H164V242L162 243ZM168 245H169V243H167ZM208 244V243H207ZM210 244H211V241H210ZM209 244V245H210ZM9 245H12V243L11 244H9ZM8 245V246H9ZM41 245H43V244H41ZM57 245H59L58 243H57ZM56 245V246H57ZM80 245V244H79ZM84 245V244H83ZM99 245H101V243L99 244ZM108 245H109V242H108ZM119 245L117 246V248L119 247ZM126 245V246H125ZM139 245V246H138ZM153 245H155V244H153ZM155 245V246H156ZM165 245V244H164ZM204 245H206L205 243H204ZM204 245H202L201 247H203ZM0 246H2V244L0 245ZM30 246H32V245H30ZM47 246V245H46ZM55 246V247H56ZM69 246V245H68ZM75 246V245H74ZM90 246H92V245H90ZM105 246V245H104ZM134 246L132 245L131 247H133L134 248ZM154 246V247H155ZM167 245H165V247H166ZM187 246V245H186ZM193 246H195V247H193ZM12 247V246H11ZM10 247V249H12V250H14L13 248H11ZM27 247V246H26ZM33 247V246H32ZM32 247L30 248V249H32ZM35 247V246H34ZM40 247V246H39ZM44 247V251H45V246H42L41 248H39L40 250H39V252H41ZM76 247H78V246H76ZM100 247V246H99ZM99 247H97L98 249H99ZM108 247V246H107ZM110 247V246H109ZM137 247H135V248H137ZM153 247V246H152ZM160 247H162L161 245H160ZM159 247V248H160ZM178 247H177V249H178ZM7 248V247H6ZM28 248V247H27ZM47 248H49V247H47ZM62 249H64L63 247H61ZM91 248V247H90ZM97 248H95V249H97ZM117 248H115L114 249V251L115 250H117ZM121 248V247H120ZM125 248V249H124ZM159 248H158V250H159ZM176 248V247H175ZM174 248V249H175ZM180 248V249H181ZM200 247H198L197 249L198 250H200V249H202V248H200ZM2 249V248H1ZM1 249H0V253H2V251H4L3 249H2V251H1ZM9 249V250H10ZM22 249V248H21ZM29 249V248H28ZM34 249V248H33ZM38 249V248H37ZM42 249V250H41ZM53 249V248H52ZM70 249V248H69ZM72 249V248H71ZM82 249V248H81ZM80 249V250H81ZM84 249V248H83ZM86 249V248H85ZM101 249V248H100ZM119 249V248H118ZM148 249V248H147ZM152 249V248H151ZM160 249H162L163 250V248H160ZM183 249H181V252H182V250ZM196 248H195V250H197ZM204 249H205V247L202 249V252L204 251ZM12 250H10V251H12ZM17 250H20V248H18ZM88 250H90V249H88ZM112 250V249H111ZM110 250V252H113L114 253V256L117 254H115V252L112 250L111 251ZM138 250H140V248L138 249ZM138 250H135V251H138ZM145 250V251H144ZM143 251V253H146L147 251H146V248L144 249ZM165 250H164V256L167 254H165ZM179 250V249H178ZM184 250V251H185ZM208 250V249H207ZM206 250V251H207ZM212 250V251H213ZM22 250H20V252H21ZM49 251H50V249H49ZM49 251L47 250L46 251V253L48 252L49 253ZM56 251V250H55ZM54 251V252H55ZM68 251V250H67ZM75 251V250H74ZM94 251V250H93ZM96 251V250H95ZM117 251H120V249L119 250H117ZM116 251V252H117ZM124 251H122V254L120 253L119 255H121V257H122V255L124 254ZM135 251L133 250V253H128L127 254V251L125 252V254H127V255H131V258L133 257V258H135L134 256H135ZM175 251H176V249H175ZM182 252L183 254L184 253H187L188 255H189V253L191 254V252L193 253L192 255H195L196 253H197V251H190L189 250V253H188V251H185V252ZM201 251V250H200ZM199 251V252H200ZM209 251V250H208ZM8 253H9V251H7ZM18 252V251H17ZM24 252L25 251H23V252H21L23 255H24ZM30 251H28V253H29ZM60 253L61 252H65V249H64V251H59ZM89 252H91V251H89ZM109 252V256H110V253ZM153 252V249H152V251H151V253ZM163 253V251H160V253H158V255L156 254V256H159V254H162ZM174 252V251H173ZM172 252V256H174L173 254H175V253H173ZM11 253V252H10ZM58 253V252H57ZM76 253V252H75ZM80 253V252H79ZM82 253V252H81ZM84 253V252H83ZM87 253V252H86ZM86 253H84V255L86 254ZM104 253H106V255H108L107 253L108 252H104ZM139 253H141L140 251H138L136 254H139ZM148 254V253H146V255L148 254V256H146L145 254V256H146V258L148 257L149 258V261L150 260H152L151 258H153V257H151L150 258V256L149 255H154V257H155V254L154 253H157V251H156V249H155V252L154 253H152V254ZM204 254H205V252H203ZM16 254V253H15ZM20 254V253H19ZM52 254H53V252H52ZM56 254V253H55ZM62 254V253H61ZM78 254V253H77ZM88 254V253H87ZM101 254V253H100ZM99 253H98V257L97 258H99V255H100ZM134 254V255H133ZM167 254V255H168ZM180 254V255H179ZM179 254H175L176 255V259H174L175 257H173V259H172V256L169 258L171 261H173V260H175V264L177 263L176 262V260H177V257H179V256H181V253H179ZM200 254V253H199ZM198 253L196 254V255H199ZM9 255V254H8ZM35 255V254H34ZM46 255V254H45ZM56 255H59V254H56ZM70 255V254H69ZM73 255V254H72ZM83 255V256H84ZM92 255H94L93 253H92ZM102 255H104V254H102ZM106 255H104V256H106ZM133 255V256H132ZM160 256V257H163L164 258V256ZM178 255V256H177ZM185 255V254H184ZM184 255L182 256V257H184ZM196 255L193 257V256H191V255H189V256H191L190 258H192V259H189L188 257V263H186L187 261V259H183L184 260V262L186 263V264H191L190 263V261H192L193 260V264H195V262H197L198 260H196L195 262H194V259H196L197 257H196ZM203 255V254H202ZM31 256H33L32 255V253H31ZM41 256V255H40ZM47 257H48V255H46ZM45 256V257H46ZM50 256V255H49ZM53 256V258H54V255H52ZM63 256V255H62ZM65 256V255H64ZM74 256H76V255H74ZM80 256H82V255H80ZM83 256H82V258H83ZM109 256H108V258H109ZM117 256V257H116ZM115 257H116V259L119 257L118 256V254L116 255ZM125 256L126 255H123V257H124V259H126V258H129V256H127L126 258H125ZM137 256V255H136ZM139 256V258L137 257V260L139 261V260H141V259H145V258H143V257H145V256H143V255H138ZM143 256V257H142ZM200 256V255H199ZM198 256V257H199ZM27 257H29V256H27ZM26 257V258H27ZM43 257V256H42ZM87 257V256H86ZM91 257V256H90ZM90 257H89V261H91L90 260ZM107 257V256H106ZM123 257L121 258V260L123 259ZM160 257L159 258H157V259H159L160 260ZM166 257V256H165ZM203 257H204V255H203ZM4 258H5V256H4ZM19 258H21V257H19ZM25 258V257H24ZM36 258V257H35ZM40 258V257H39ZM57 258H58V256H57ZM56 258V259H57ZM61 258V257H60ZM74 258V257H73ZM92 258V257H91ZM114 258V257H113ZM141 258V259H140ZM162 258V259H163ZM166 258H168V257H166ZM165 258V259H166ZM179 258H181V257H179ZM178 258V259H179ZM9 259H11V258H9ZM37 259V258H36ZM44 259V258H43ZM48 259V258H47ZM63 259V258H62ZM66 259V258H65ZM65 259H63V260H65ZM88 259V258H87ZM93 259V261H94V259L95 258H92ZM100 259H102V257H101V255H100ZM99 259V260H100ZM107 259V258H106ZM105 259V260H106ZM115 259V258H114ZM130 259V258H129ZM182 259V258H181ZM198 259V258H197ZM13 259H11V261H12ZM32 260H33V258H32ZM46 260V259H45ZM52 260V259H51ZM63 260H62V262H63ZM76 260V259H75ZM80 260H82L81 258H80ZM85 260H86V258H85ZM84 260V261H85ZM95 260H97V259H95ZM98 260V261H99ZM111 260V259H110ZM110 260H108L109 262H110ZM159 260L157 261V263L159 262ZM180 260V259H179ZM14 261V260H13ZM18 261V260H17ZM40 261V260H39ZM38 261V262H39ZM44 261V260H43ZM87 261V260H86ZM102 261H103V259H102ZM119 261H120V257H119ZM122 261H124V260H122ZM121 261V262H122ZM145 262H146V264H150V262H148V261H146V260H144ZM155 260L153 259L152 260V262L151 263H153ZM156 261H155V264H156ZM170 261V263H172ZM2 262V261H1ZM9 262H10V260H9ZM21 262H22V260H21ZM32 263H33V261H31ZM37 262V263H38ZM51 262V261H50ZM67 262H68V259H67ZM73 262V261H72ZM82 262V261H81ZM92 262V261H91ZM101 262V261H100ZM109 262H107V263H109ZM113 262V261H112ZM125 262H127V261H125ZM137 262V261H136ZM136 262L134 263V264H136ZM141 262V263H140ZM181 262V261H180ZM200 262V261H199ZM199 262H197L198 264H199ZM5 263V262H4ZM46 263H48V262H46ZM52 263H55L54 261L52 262ZM58 263H59V261H58ZM75 263V262H74ZM80 262H78V264H79ZM87 263V262H86ZM86 263H84V264H86ZM93 263V262H92ZM99 263V262H98ZM106 264L104 261L102 262V264ZM114 263V262H113ZM123 263V262H122ZM128 263V262H127ZM130 263V262H129ZM139 263L140 264H142L143 263V261H139ZM182 263V262H181ZM185 263H183V264H185ZM196 263V264H197ZM7 264V263H6ZM9 264V263H8ZM15 264V263H14ZM18 264H20V263H18ZM24 264H25V260H24ZM27 264H28V262H27ZM43 264V263H42ZM60 264V263H59ZM63 264H64V262H63ZM68 264V263H67ZM69 264H71V262H69ZM76 264V263H75ZM90 264V263H89ZM101 264V263H100ZM112 264V263H111ZM115 264V263H114ZM116 264H117V262H116ZM126 264V263H125ZM133 264V263H132ZM145 264V263H144ZM158 264H161V263H158ZM165 264V263H164ZM169 264V263H168ZM178 264V263H177ZM180 264V263H179Z\"/></svg>", "mask_w": 264, "mask_h": 264}, {"label": "rangeland", "instance_id": "rangeland-1", "mask_svg": "<svg viewBox=\"0 0 264 264\" xmlns=\"http://www.w3.org/2000/svg\"><path fill=\"white\" fill-rule=\"evenodd\" d=\"M235 2H236V4H237V0H233V2H232V4L234 3L235 4ZM235 4V5H236ZM235 5H232V6H234L235 7ZM221 11H223V12H225V13H229V14H231V12H230V10L228 9H224V10H221ZM263 11H264V7H263V10H261V14H258V16H262V15H264V13H263ZM224 13V14H225ZM229 14H228V16H229ZM225 16H227V14L225 15ZM227 16V17H228ZM232 16V15H231ZM258 16H256V17H258ZM260 16V17H261ZM249 17V19H245V18H248ZM254 17H255V15H254ZM254 17H252L251 16V18L253 19ZM254 18L253 20H251V18H250V16H245V17H243L244 19H243V21L245 22V24L242 22L241 24H239L240 25V27L238 26V24H237V22L236 21H234L235 19L234 18H230V16L227 18L228 19V21H227V19L226 20H224V22H227V23H224L223 22V20L220 22V21H218V22H213L212 24H210L209 26H207L208 28L207 29H205L202 33H200V34H198L200 37H198V35H194V37H191L190 38V40H192L193 42H191V41H189V39H188V41H186V43H187V46H188V48H191L190 50H192V51H195V53L194 52H192L191 51V53H190V55H186V59L184 58V61L183 62H189V60H193L192 62H194V63H196V60H195V58L194 57H197V60H198V58H199V62H197L198 64H199V66H197L196 67V65H198V64H194L195 66L193 67V68H189V66H186V67H184V69L186 68V70L188 69V71L187 72H193V70H194V72H195V69L197 68H199V70H198V72L195 74L194 72V74L192 73V75H191V77H190V75L189 76H187V77H190V78H188L187 80L189 81V79H191L193 76L195 77V76H197V75H199V78H200V76L202 75V76H204V79H205V76L207 75L206 73L207 72H209L206 68H207V66H209V68H210V70L212 71H210L211 73V75L209 74V75H207V77H208V79H207V77H206V79L208 80V81H206V80H203V78H202V76H201V78H200V80L202 79V81L200 82V83H202L203 81H206V83L208 84V85H206V83H205V85L203 84V86H201L200 85V83H199V79H198V76L197 77H195V78H197V79H195V78H192V80H197V82L195 81L194 83L192 82V80L191 81H187L186 83H185V81H184V79L182 80V81H184V86L181 84V80H178V82H180L178 85H180V86H178L177 85V87H176V85L175 84H177L178 82H176V80L175 81H170V79L172 80L173 78V76H174V74H175V72H176V74L178 75V78H180V76L181 75H179V74H181L182 73V70L183 71H185L184 69H180V71H178L179 73H177V71H175L176 70V68H175V70H174V68H173V70L170 68L169 69V71H171L172 70V73L171 74H169V75H167L168 73L167 72H169V71H166V75L165 76H167V78H168V81H167V78H165L166 80L165 81H167V82H165V81H163L162 83H159V84H157V86H159V87H157L156 86V88L154 87L153 89H155V90H158V89H160L159 90V92L161 91L162 93H160V94H168V95H165V96H163L162 98H157V96L155 97L156 98V104H155V100H154V97H152V96H149V97H145V98H142V99H144V102H143V100L141 99V100H137L136 102H138V101H140V102H143V103H145V105H146V102L145 101H147V105H146V107L147 106H149L150 108H151V106H152V104H151V106H150V104L148 105V102H150V103H153L154 102V106L156 105V107H154V106H152V108H151V110H150V112L148 111V109L146 108L144 111H142L143 110V108H145L144 107V104H136V102L135 101H133V102H130L128 105L129 106H127L126 105V109H128V110H126L125 108V110L128 112H126V111H124V109H123V111L124 112H122V114H123V116H124V114H126L125 115V118L126 117H128V116H133L132 114H134L135 113V111L137 110V108L139 109V107H137L136 108V105H140L141 107H140V110L137 112V113H139L138 115H137V113H136V116H135V118H134V116H133V122L132 121H130L129 122V120H127V119H125L124 117H123V119H120V118H122V115H120V114H115V117H119V115L121 116V117H119V120H116V119H118V118H114V115L112 114V112H110V113H107L106 115H104V116H102V117H100V119H99V117L98 118H94V119H92L91 121L92 122H90L89 121V123H88V125L91 123V125H89L88 127H90V126H94L93 124H95V126H94V128H95V134H90V139L88 138V136H89V134H86V136L84 135L82 138H78L76 141L77 142H75L76 144H74L73 145V147H72V149L71 150H69V151H65V150H62L61 152V154H60V151H59V156L60 157H58V159H57V161H50V162H42V164L40 165V163H37L36 164V166H34V167H20V168H17V167H13L12 168V170L14 171V175H13V177L12 178H10V179H8V180H6V181H4V182H0V190L2 191H0V193H2L1 195H0V205L2 204V206H0V220H1V222H3V223H1V229H0V242L2 241V242H5V243H1L2 244V246H0V249L2 248L4 251H2V249H1V251H2V253H0V264H18V263H20V264H24V260H25V264H27V262H28V264H63V262H64V264H69V262H71V264H78V262H80L79 264H84V263H86V264H102V262L104 261L106 264H116V262H117V264H134L136 261V264H140L139 263V261H143V263L142 264H146V262L144 261V260H146V261H148V262H152V260L154 259L155 261L157 260H159V259H157V258H159L160 256H162L163 254H164V250L165 249H167L168 250V248L169 249H171V247L172 246H170L172 243L173 244H175V240L173 239V238H169V237H171L173 234H174V232H175V235L174 236H172V237H176L175 239L177 240L178 238H177V235L178 236H180L179 234H181L180 232H182L183 233V231H185L182 235H184V236H180V239H181V241H185L184 239H186L187 237H190L189 235L191 234H195L196 232H197V234H199V235H195L196 237H197V239L200 241V237L201 236H203V239L205 240H207V241H209V242H207L206 240H205V244L206 245H204V243H201L198 247H200V248H204L205 247V249H204V251L203 252H205V254L202 252V249H200V250H198L197 248L198 247H195V246H197L200 242H198L197 244H195V246H193V247H195L197 250H195V248H193L192 249V245H193V242H194V240L195 241H198V240H196V237H194L193 235H192V237H190L193 241L191 242L188 238H187V241L189 242L188 244H185V248L186 247H188V245L191 247V249L189 248V250L190 251H197V253L200 255H196V257L198 258H196V259H194V262L196 261V260H198L197 262H199V264L201 263V262H203L205 259H207L208 257L206 256L207 254H209V253H212V252H214V250H213V248L215 249V243H213L212 244V241L214 242V240H216V242H218L219 244H221V242L223 243V241H222V239H221V236L223 235V233H224V231L223 230H227V229H231V227H232V229H235V228H244V229H246V228H248L249 226H254V227H256L257 226V228L259 227H261V224L263 225L264 224V210H261V211H259V212H257L255 215H254V217H255V220H253V223L251 222V221H248V219H245V218H247V216L246 217H243L244 218V220L243 219H240V222L239 221H237V214H238V212H240V210H238L239 209V207H240V205H241V202L244 200V199H246V197H247V199H248V194H249V192L251 191V189H252V192L253 193H251L250 192V198L252 197V198H254L253 200L252 199H250L251 200V203L253 202L254 203V201L256 200V202H257V200H258V202H260V205H257V206H260L262 209H264V187H262V185H264V139H263V137H264V56H263V54H264V51H262V49L264 50V41L262 42L261 40V42L259 41V38L260 39H262V40H264V36L262 37V36H260V35H257V37H255L256 38V40L255 39H252V40H255L254 42L252 41V40H250V38H253L254 37V35L253 36H251L252 34H250L249 32V30H250V27H251V25H254L255 26V28L256 29H261L263 26H264V16H262L261 18L260 17H258V18ZM230 18V19H229ZM234 19V20H233ZM258 21V23L257 24H260V25H257L256 24V20ZM260 19V20H259ZM263 20V21H262ZM261 21H262V23H261ZM233 22V23H232ZM248 22V23H247ZM260 22V23H259ZM224 23V24H223ZM231 23H232V25H231ZM250 23V26L249 27H246V25L247 24H249ZM252 23V24H251ZM216 25L218 28H220V29H217L216 30V26H212V25ZM221 24H222V26H221ZM263 24V25H262ZM229 25H231V26H229ZM237 28H236V27ZM241 26H242V28H241ZM248 26V25H247ZM253 26V27H254ZM212 27V28H211ZM214 27V28H213ZM232 27H234V30H233V28ZM243 27H245L248 31H245L244 29H243ZM253 27H251L252 29H254L255 30V28H253ZM209 28H211V29H209ZM226 30H225V29ZM264 28V27H263ZM221 29H222V32L224 33H227L226 31H229L227 34H225V35H223V33L221 32ZM224 29V30H223ZM227 29H229V30H227ZM232 31H231V30ZM236 29H237V31L239 32V31H241V37H239L238 38V36H239V34L238 33H236L237 31H236ZM244 31H243V30ZM251 29V30H252ZM207 30V31H206ZM210 30V31H209ZM218 30H220V31H218ZM253 30V31H254ZM214 31V32H213ZM231 31V32H230ZM207 32H208V34H207ZM215 35L216 33H217V35H215L216 37H214V35H212V33ZM236 34H235V33ZM243 32H244V34H243ZM210 33H211V35H210ZM219 33V34H218ZM223 35H221V34ZM230 33H232L231 34V37H230ZM240 33V32H239ZM203 35V37H202V35ZM234 34H235V36H234ZM205 35H206V37H205ZM208 35H210V36H208ZM219 35H221L220 37L221 38H219ZM246 36V38H245V36ZM227 36H229V37H227ZM232 36H234L235 38H233ZM244 36V37H243ZM250 36V37H249ZM256 36V35H255ZM260 36V37H259ZM225 37V39H223ZM262 37V38H261ZM212 39L211 41L209 40V39ZM216 38H219V39H223V40H220L219 41V39H217L216 40ZM242 38V39H241ZM196 39V40H195ZM200 39V40H199ZM234 39V41L235 42H233V41H231V40H233ZM236 39H237V41H238V43L236 42ZM239 39V40H238ZM241 39V40H240ZM243 39L247 42V40H248V42L246 43L245 41V46H244V44H243ZM195 40V41H194ZM203 42H202V41ZM197 41H198V43H197ZM218 41V42H217ZM241 41H242V43H241ZM253 42V44H252V42ZM256 41H259V44L257 45V47H256V44H257V42ZM197 44H196V43ZM210 42H212V45L214 46H212V48H214V49H216V52H214L215 53V55H214V53H213V55H211L212 54V52L210 53L209 52V54L210 55H208L207 53H208V51L206 52V48H207V50H208V47H211V45H209V43ZM215 42V43H214ZM226 42V43H225ZM231 42H233V43H231ZM195 43V45H193ZM208 43V44H207ZM217 43V44H216ZM260 43H262V44H260ZM189 44V45H188ZM199 44H200V46L202 47V49L203 50H201V48H200V46H199ZM211 44V43H210ZM223 44V45H222ZM206 45H207V47H206ZM209 45V46H208ZM225 45V46H224ZM227 45V46H226ZM235 45V46H234ZM239 45H243L245 48H243V51H242V47L243 46H239ZM255 45V46H254ZM261 45H263V46H260ZM193 46H195V47H197L196 48V50H198L199 52H197L196 50H194L195 49V47H192ZM223 46V47H222ZM226 47H227V49H226ZM236 47H238L239 48V50H240V52H239V50H236V51H234L235 50V48ZM247 47H251V48H253V49H250L249 48V51H248V48ZM258 47H260V49H257ZM231 48V50H229ZM238 48H236V49H238ZM256 48V50H261L260 52H259V54L254 50ZM205 49V50H204ZM245 49V50H244ZM221 50V51H220ZM251 50L253 51V53L255 54V52H256V55L258 56L257 58H256V55H252V52H251ZM218 51V52H217ZM222 51H224L223 53H221ZM226 51H227V53H226ZM233 51V52H232ZM242 51V52H241ZM203 52H205L206 54H207V56H209V57H211V58H208V57H206L205 55V53H203ZM230 52H232V53H230ZM239 52V53H238ZM196 54L197 53V56L196 55H194V54ZM199 53H200V55H199ZM201 53H203L202 54V56H201ZM218 53H219V55H218ZM235 53H236V55H235ZM238 53V54H237ZM263 53V54H262ZM221 54V55H220ZM225 54V56H223ZM230 54V55H229ZM234 56V57H232V55ZM239 54H241V55H239ZM194 55V57H192ZM198 55L202 58H200V57H198ZM226 55H228V56H226ZM183 56H185V55H183ZM183 56L182 57H180L179 59H182L183 60ZM190 56H191V58H190ZM212 56L215 58V59H213L212 58ZM217 56H219V57H217ZM221 56H222V60H223V62H222V60H221ZM242 56H243V58H242ZM244 56H248L247 58L246 57H244ZM261 56H263V57H261ZM190 58V59H188V58ZM226 57V58H225ZM235 57H237V58H235ZM208 58V59H207ZM217 58H220V59H218L217 60ZM228 58V59H227ZM233 58H235V59H233ZM238 58L240 59V60H242L243 61V59H244V61L242 62V61H239L238 60ZM245 58H246V60H245ZM250 58V59H249ZM251 58H252V62L254 63V62H256L258 65H256V63H254V64H252V62H250L249 63V61L251 60ZM204 59V60H203ZM205 59H207L208 60V62L206 63V60ZM215 61H213V60ZM227 59V60H226ZM229 59L230 60H232V61H230L229 62ZM247 59H248V61H247ZM260 59H262L261 61H260ZM203 60V61H202ZM217 60V61H216ZM226 60V61H225ZM202 61V62H201ZM210 61V62H209ZM213 63H212V62ZM219 61V62H218ZM222 63H221V62ZM235 61V62H234ZM185 62V63H186ZM204 62V63H203ZM225 62H226V65H224L225 64ZM229 62V63H228ZM240 63V65H242V63H243V67L244 68H246V69H244L242 66L240 67V65H239V63ZM242 62V63H241ZM245 62H248V63H245ZM205 64L204 66H206L205 68L203 67V64ZM218 63H219V65H218ZM237 64V67L236 66H234L233 64ZM202 64V65H201ZM213 64V65H212ZM215 64V65H214ZM221 64H222V67H221ZM235 64V65H236ZM245 64H247V65H245ZM201 65V66H200ZM211 65V66H210ZM216 65H218V66H216ZM230 65V66H229ZM232 65H233V68H230V69H228L229 67H232ZM253 65V66H252ZM255 65V66H254ZM247 66L249 67V68H247ZM252 66V67H251ZM258 66V67H257ZM196 67V68H195ZM200 67H201V69L202 68H204L203 70L204 71H206L207 70V72H205V74L206 75H204V71H202L201 69H200ZM214 67V69H212V68ZM217 67L218 68H227V69H223L222 71H221V69H217ZM236 67V68H235ZM251 67V68H250ZM195 68V69H194ZM216 68V69H215ZM240 68V69H239ZM256 68V69H255ZM263 68V69H262ZM248 69V70H247ZM215 70V71H214ZM225 70H228L227 72L225 71ZM233 70V71H232ZM234 70H235V72L237 73V74H235V72H234ZM244 70V71H243ZM250 70H252V71H250ZM173 71H174V73H173ZM199 71H201V72H199ZM218 71V72H217ZM181 72V73H180ZM186 72V71H185ZM185 72H183L182 73V78L184 77L185 79H186V75H188V73L186 74ZM214 72V73H213ZM216 72V73H215ZM221 72H224L225 73V75L224 74H221ZM233 72V73H232ZM242 72V73H241ZM246 72V73H245ZM170 73V72H169ZM198 73H201V75L200 74H198ZM229 73H231V74H229ZM240 73H241V75H240ZM243 73H244V75H243ZM248 73H250V74H248ZM254 73V74H253ZM176 74H175V76H176ZM191 74V73H190ZM213 74H215L214 76H213ZM218 74H221L220 75V78L223 76V78H224V76H227V77H225V78H227L226 80L228 81V79H229V83L228 82H225V81H223V79L220 81L219 79H217V81H216V78L218 77L219 78V76H217ZM232 74H235V75H232ZM173 75V76H172ZM231 76V78L229 77L228 78V76ZM238 75V76H237ZM243 75V76H242ZM247 75V76H246ZM174 76V77H175ZM211 76V77H210ZM216 76V77H215ZM238 78H237V77ZM240 76V77H239ZM210 77V78H209ZM213 77V78H212ZM235 77V78H234ZM241 77L243 78V79H241ZM244 77H245V79H244ZM263 79H262V78ZM224 78V79H225ZM234 78V79H233ZM237 78V79H236ZM212 81H215V82H212ZM174 80V79H173ZM199 80V81H198ZM218 80H219V82H221V83H219L218 82ZM234 80V81H233ZM238 80V81H237ZM241 80V81H240ZM245 80H247V82L245 83ZM170 81V82H169ZM225 82V85L223 84V82ZM230 81L232 82V83H230ZM242 81H243V83H245V85L242 83ZM172 82V83H171ZM175 84H174V83ZM191 82V83H190ZM209 82V83H208ZM167 83H169V84H167ZM196 83V84H195ZM197 83H198V87L196 86L197 85ZM213 83V84H212ZM216 83H219V84H222L221 86L219 85V86H216V85H218V84H216ZM228 83V84H227ZM172 85V84H174L173 86H171V88L170 89H172L173 90V93L172 92H169V91H171L170 89H169V87H167L168 85ZM188 84H190V85H188ZM192 84H194L195 86H193ZM230 84V85H229ZM163 86V87H165L166 85V90L167 91H165L164 89H163V87H161V86ZM191 85L193 86V87H195V91H196V95H194V88L193 87H191ZM210 85L212 86V87H210ZM215 85V86H214ZM225 87H224V86ZM229 85V86H228ZM174 86H175V88H174ZM185 86H187L188 87V92H187V88L185 87ZM206 86H207V88H206ZM209 86V87H208ZM228 86V87H227ZM238 86V87H237ZM161 87V88H160ZM179 87H181L180 89H177L176 90V88H179ZM184 87V88H183ZM191 87V88H190ZM197 87V88H196ZM201 87H203L204 88V90H203V88H202V90L200 89ZM223 88V89H221V88ZM254 87V88H253ZM174 88V89H173ZM212 88V92H211V90L210 89ZM215 88L217 89V90H215ZM227 88H229V89H227ZM258 88V89H257ZM262 88V89H261ZM148 89H150V88H148ZM162 89L165 91V92H167V93H163V91H162ZM193 89V90H192ZM206 89H209L210 90V92H209V90H207V92H205L206 91ZM248 91L249 89H251V91L249 92H246V90ZM198 90H201L200 92L202 93V91H204L202 94L200 93V92H198ZM231 90V91H230ZM254 90V91H253ZM184 91V92H183ZM192 91H193V94H192ZM219 91H221V92H219ZM225 91V92H224ZM226 91H228V92H226ZM169 92V93H168ZM174 92H176L175 94H174ZM181 94H180V93ZM216 92V93H215ZM218 92V93H217ZM223 92L226 94H223ZM234 92H235V95H234ZM246 92V93H245ZM251 92H253V93H251ZM255 92V93H254ZM170 93H172L173 95H175V96H173L172 94V96L170 95ZM185 93V94H184ZM186 93L188 94H190V95H188V96H186L185 97V99L188 97L189 99H190V97H191V102H190V100L189 99H186L187 100V102L185 101V99H184V97H182V96H185L186 95ZM209 93V94H208ZM211 93H212V95H211ZM216 94V95H214V94ZM251 93V94H250ZM176 94H178L179 96H178V99H179V97H180V100H179V102L177 103V101H178V99H177V95ZM205 94H208V96L206 95V97H205ZM228 94H229V96H228ZM233 94V96H231ZM246 96H245V95ZM248 94V95H247ZM250 94V95H249ZM192 95V96H191ZM203 95V96H202ZM221 95H223V96H221ZM169 96V97H168ZM170 96H171V99H168V101H171V100H173L172 99V97L174 98V102L176 103V104H173L174 102L173 101H171V102H173V103H170V102H168L167 101V98H170ZM194 96H199V98L197 97V98H195ZM215 96V98L217 97V99L216 100H218V101H216V102H214V101H211V100H209L210 99V97H214ZM222 98H221V97ZM227 96V97H226ZM234 96H236V97H234ZM243 96H244V98H243ZM150 97L153 99V102H152V99H151V101H150ZM166 99H165V98ZM182 97V98H181ZM206 98L205 100H207L206 102L208 103L209 101H211V103L209 102V104H207L206 102H205V100H204V98ZM247 97V98H246ZM147 98V99H146ZM193 98H195V99H193ZM202 98H203V100H202ZM215 98H213L212 100H215ZM225 98V99H224ZM236 98H239L238 100H236ZM159 99H160V101H159ZM165 99V100H164ZM182 99V100H181ZM242 99V100H241ZM149 100V101H148ZM161 100H163V101H161ZM209 100V101H208ZM158 101L159 102H161V104H162V106H161V104L160 105H157L158 104ZM182 101L184 102L185 101V103L186 104H188V106L187 107H185L186 106V104L184 103V105H183V103H182ZM193 101H194V103H193ZM200 102V104H199V102ZM223 101V102H222ZM240 101H242V102H240ZM165 102H168V103H170V105L168 104V103H165ZM205 104V106L203 105V103ZM219 102V103H218ZM182 103V104H181ZM213 103V104H212ZM214 103H215V105H214ZM216 103H218V104H216ZM163 104H165L164 106H163ZM171 104H172V106H171ZM179 104V105H178ZM192 104V105H191ZM195 104V105H194ZM211 104V105H210ZM133 105V107H131V106ZM167 105V106H166ZM173 105L175 106L176 105V108H174V109H176V110H174V111H171V110H173V109H171V108H173ZM189 105H190V107H189ZM202 105V106H201ZM210 105V106H209ZM218 105V106H217ZM134 106H135V109H134ZM171 106V107H170ZM185 107V109H184V107ZM193 106V107H192ZM209 106V107H208ZM215 107V109H214V107ZM127 107H130L131 109H133L132 111L134 112V113H132V111L130 110V112H129V109L130 108H127ZM154 107V108H153ZM157 107H159L158 109H159V111H161V113H159V112H157ZM168 109H167V108ZM207 107V108H206ZM149 108V109H150ZM160 108H163V109H167L166 110V113L165 114H168V115H163L164 114V110H163V112H162V110L160 109ZM179 108V109H178ZM198 108H199V111H198ZM152 109H154V110H152ZM156 109V110H155ZM171 109V110H170ZM177 109H178V111H177ZM187 109V110H186ZM191 110V114H189V111ZM206 109H211V111L210 110H206ZM147 110V111H146ZM168 110H169V112H168ZM181 111V113H183V115L182 114H180L181 116H179L180 118H178V116H177V114H179V112ZM194 110H197V111H194ZM214 110V111H213ZM153 113H156V114H153ZM188 112V115H187V113L186 112ZM193 111V112H192ZM202 112V114H200L201 112ZM203 111H205V113L203 112ZM208 113H207V112ZM140 112H143V113H146V112H148V114L149 115H147V113H146V116L144 115V114H142V113H140ZM172 112H173V115H172ZM178 112V113H177ZM200 112V113H199ZM245 112V113H244ZM186 113V114H185ZM110 114V115H109ZM159 116H158V115ZM160 114H162L161 116H160ZM176 114V115H175ZM208 114V115H207ZM107 115H109V117H107L106 118V116ZM152 115V116H151ZM194 115H196V116H194ZM200 115H202V116H200ZM207 115V116H206ZM113 116V120L115 121V122H117L116 123V125H118V126H114V124H115V122L112 120V123H111V119H109V118H111ZM139 116H140V118H139ZM147 116H148V119H146L147 118ZM156 116H158L159 117V121H158V119H156V118H158V117H156ZM164 116V117H163ZM184 116V117H183ZM201 117L200 119H199V117ZM206 116V117H205ZM155 117V118H154ZM163 117V118H162ZM188 117V118H187ZM160 118L162 119V121L160 122ZM190 118V119H189ZM192 118V119H191ZM197 120H195V119ZM95 119H97V121H98V123H97V121H95ZM105 121V123H103L102 124V122H103V120ZM107 119H109L110 121L108 122V120ZM130 120H131V118H129ZM141 119V120H140ZM205 119H207V120H205ZM101 122H100V121ZM107 120V121H106ZM121 120V121H120ZM127 120V122H125V124H127V125H122V127H121V125H120V122H122L121 124H124V121H126ZM143 120V121H142ZM165 120V121H164ZM172 120V121H171ZM189 122V121H192L193 120V122H192V125H188V124H191V122H187V121ZM201 120H203V121H201ZM93 121L95 122V123H93ZM119 121V122H118ZM137 121H138V124H137ZM141 121V122H140ZM145 121H147V122H145ZM180 121H181V123H180ZM107 122V123H106ZM114 122V123H113ZM135 122V123H134ZM142 122H145V124H146V127L145 128H143V127H140V126H142V125H140V123L141 124H143ZM151 122V123H150ZM155 123V124H153V123ZM158 122V123H157ZM159 122L161 123L160 125H159ZM167 122V123H166ZM185 122H187L186 124H184ZM196 122H198V123H200V124H198V123H196ZM108 123H111V124H109V125H112V126H106V128L104 127L106 124H108ZM164 123V124H163ZM176 123V124H175ZM105 124V125H104ZM135 125V127H133V125H132V127H130V128H132V129H130L129 128V126L130 125ZM138 126H137V125ZM145 124H143V126H145ZM100 125V126H99ZM104 125V126H103ZM151 125V126H150ZM155 125V126H154ZM159 126V128H156V126ZM162 125V126H161ZM195 125V126H194ZM87 126V125H86ZM99 127V129H97L98 127ZM101 126H103V131L104 130H107L106 132L108 133H106V132H104L105 134H107L106 136H105V134L102 132V130L100 129V127ZM124 126V127H123ZM128 128H127V127ZM157 126V127H158ZM161 126V127H160ZM180 128H179V127ZM182 126H183V128H182ZM192 128H191V127ZM194 126V127H193ZM201 126L203 127V129H201ZM115 127V128H114ZM121 128V129H123V130H119V128ZM136 127L138 128V130H140L141 128H142V130H140L139 131V133L138 132H136L135 130H137L136 129ZM155 127V128H154ZM187 127H189V131H188V129H187ZM199 129V131H198V129ZM102 128V127H101ZM118 128V129H117ZM146 128H147V130H146ZM149 128V129H148ZM169 128V129H168ZM174 128L176 129V131H174ZM186 128V129H185ZM193 128L195 129L193 132H192V130H193ZM125 129L127 130L126 132H128V129H130V130H132L133 132L135 131V137H137L136 136V134L137 135H139L137 138H135V140H134V138H132L133 139V141L131 140V138H130V140L127 138V135L130 137H132V136H134V134H133V132L132 131H130L129 130V133L128 134H126V135H124L126 138H123L124 136L122 135V134H124V133H126L125 132ZM145 129V130H144ZM179 129V130H178ZM182 129V130H181ZM196 129H197V131H196ZM201 129V130H200ZM263 131H261V130ZM109 130V131H108ZM115 132H114V131ZM137 130V131H138ZM169 130V131H168ZM260 130V131H259ZM99 131H101V132H99ZM119 131V132H118ZM143 131H147L148 133H149V135L148 134H145V133H147V132H145L144 134H142V132ZM177 131H178V133H177ZM94 131H92V132H90V133H93ZM98 132V133H97ZM141 132V133H140ZM159 132H161V133H159ZM165 132V133H164ZM171 132V133H170ZM182 132H184L185 133V135H184V133L182 134ZM190 132V133H189ZM194 132H195V134H194ZM237 132V133H236ZM98 135H97V134ZM118 133V134H117ZM121 133V134H120ZM130 133H132L131 135H130ZM173 133V134H172ZM199 133H201L200 134V137H199ZM256 133V134H255ZM260 133H262V134H260ZM101 134H102V136H101ZM111 134V135H110ZM121 136H120V135ZM142 136H141V135ZM158 134V135H157ZM170 134H171V136H170ZM186 134H188V135H186ZM191 134V135H190ZM88 135V136H87ZM91 135H95V137H96V142H94V138L95 137H92L91 138ZM97 135V136H96ZM110 135V137H108ZM116 135H118L117 136V139L115 138L116 137ZM154 135H155V137H156V135L158 136V138L156 137H154ZM184 135V136H183ZM197 135V136H196ZM254 137V139H252V138H250V137H252V136ZM263 135V136H262ZM121 138H120V137ZM123 136V137H122ZM164 136V137H163ZM166 136V137H165ZM180 136H183L182 138L180 137ZM195 136V137H194ZM97 137H99V139H97ZM119 137V138H118ZM195 140H193L192 138ZM248 137H249V139H248ZM256 137V138H255ZM259 137V138H258ZM116 139V140H114V141H112L113 139ZM123 138V140L125 139L126 140V143L128 142H131L132 143V145L134 144L135 146H136V148H132V147H134V145L132 146L131 145V143H129V146H128V144L126 145V143H125V145L127 146H123L122 145V142L121 141H123V140H121ZM138 138H139V140L140 141H142V139H143V142H140L139 140H138ZM153 138V139H152ZM177 138V139H176ZM184 138H186L185 140H184ZM247 138V140L245 141L244 139H246ZM101 139V140H100ZM107 139V141L109 140L110 142H108V144H106L107 143V141H105ZM150 139H152V140H150ZM161 139V140H160ZM162 139H165V141H163ZM172 141H171V140ZM176 139V140H175ZM196 139H198L197 141H196ZM201 139V140H200ZM251 139L253 140V142H254V144H252L253 142H251ZM256 139V140H255ZM260 139L262 140L263 139V142L262 141H260ZM90 140L91 142H93L92 144H94L93 146H94V148H95V145L97 146V148H98V150H96L97 148H95L93 151H95V152H93L94 154H96V152H98L97 154L99 155L97 158L96 157H94L93 158V156L94 155H92L93 153L91 152L92 151V149H93V147L91 146V144H90V141H89V143H88V141ZM93 140V141H92ZM100 140V141H99ZM124 140V141H125ZM138 140V141H137ZM150 140V141H149ZM156 140V141H155ZM158 140V141H157ZM168 140V141H167ZM169 140H170V142H169ZM188 140H190L189 142H188ZM194 141V142H192V141ZM249 140V141H248ZM258 140V141H257ZM85 141V142H84ZM105 142V143H102V142ZM117 141V142H116ZM136 141V142H135ZM148 141V142H147ZM153 141V142H152ZM177 141L178 142H180V146H179V144H177ZM184 141V142H183ZM199 141V142H198ZM244 141V142H243ZM256 141V142H255ZM86 142H87V144L89 145V146H87V147H92V149H91V151L89 150V152L88 153H83L84 151L83 150H85V147L84 146H86L87 144H86ZM114 142H115V144H114ZM138 142V143H137ZM145 142V143H144ZM150 142V143H149ZM151 142L152 143H154V142H156V144H157V146H156V144H152L151 145ZM166 143V145L164 146L163 144H165ZM181 142L183 143V144H181ZM188 143V145H187V143ZM192 142V143H191ZM195 142H196V145H194L195 144ZM198 142V143H197ZM246 142V143H245ZM100 143V144H99ZM121 143V144H120ZM141 143H144V145H143V147H142V144ZM176 143V144H175ZM184 143H186V144H184ZM241 143V144H240ZM243 143H245L244 145H243ZM262 144V146L261 147H263V150H262V148L261 149H259V146H260V144ZM97 144H99L100 145V147H98L99 145H97ZM101 144H103L104 146L102 147V145ZM106 144V145H105ZM116 144H117V146H116ZM138 144H140L139 145V147H138ZM158 144L160 145V146H158ZM163 146H162V145ZM168 144H172V145H169L168 146ZM216 144V145H215ZM256 144V145H255ZM131 145V146H130ZM147 145V146H146ZM151 145V146H150ZM175 145V146H174ZM178 145V146H177ZM184 145V146H183ZM188 147H187V146ZM233 145V146H232ZM259 145V146H258ZM110 146V147H109ZM120 146V147H119ZM122 146V147H121ZM141 146V147H140ZM148 146L150 147V148H148ZM176 146L178 147V149L180 150H177V148H176ZM198 146V147H197ZM217 146V147H216ZM232 146V147H231ZM236 146V147H235ZM240 146V147H239ZM251 146H253V147H251ZM256 146H258V147H256ZM80 147H81V149H80ZM86 147V148H87ZM131 147V148H130ZM146 147V148H145ZM154 147L155 148H157V149H159L160 151L158 152V150H156V149H154ZM160 147V148H159ZM164 147V148H163ZM168 147V148H167ZM180 147V148H179ZM185 147V149H183ZM190 147V148H189ZM255 147V148H254ZM104 148V149H103ZM106 148V149H105ZM125 148H130L129 150H127V149H125ZM142 148V149H141ZM149 149L147 152L149 153V155H148V153L145 151V149ZM170 148V151H168L167 149H169ZM175 148V149H174ZM194 148V149H193ZM197 148V149H196ZM257 148V149H256ZM101 149V150H100ZM103 149V150H102ZM132 149V150H131ZM139 149V150H138ZM144 149V151H142ZM154 149V150H153ZM171 149H172V152H171ZM186 149H187V151H186ZM208 149H210L208 152H207V150ZM214 149V150H213ZM231 149V150H230ZM234 149H236V150H234ZM141 150V151H140ZM162 150V151H161ZM164 150V151H163ZM176 150V151H175ZM212 150V151H211ZM217 151V152H215L214 153V151ZM250 150V151H249ZM258 151V153L256 152V151ZM259 150H262V151H259ZM72 151V152H71ZM132 151H133V153H132ZM136 151V152H135ZM138 151V152H137ZM140 151V152H139ZM149 151H151V152H149ZM152 151H153V153H154V155L152 154ZM194 151V152H193ZM205 151L207 152L206 153V155H205ZM229 151V152H228ZM236 151V152H235ZM64 152V153H63ZM91 152V153H90ZM99 152L101 153V154H99ZM106 152H108V154L106 153ZM128 152V153H127ZM132 154H131V153ZM146 154H144V153ZM160 153V152H163V153H160V154H157V153ZM164 152H165V154H164ZM171 154H170V153ZM174 152V153H173ZM176 152H178V153H176ZM191 152H193V153H191ZM231 152V153H230ZM238 152H239V154H240V156H237V155H239L238 154ZM261 152V153H260ZM263 152V153H262ZM69 153V154H68ZM72 153H74V155H75V153L77 154L76 156H75V158H77L76 159V161L73 159V157H74V155L72 154ZM78 153H80V154H78ZM135 153L137 154V155H135ZM201 153V154H200ZM212 153H213V155H212ZM85 154H87V155H89V154H91V160L89 159V156H86L85 157ZM105 154V155H104ZM121 154V155H120ZM124 156H123V155ZM127 154H129V155H127ZM144 154V155H143ZM150 154H152L153 155V157L152 156H150ZM162 154H164V156L162 155ZM169 154V155H168ZM191 154V155H190ZM216 156H215V155ZM254 154V155H253ZM62 155H64L65 156V158H64V156H62ZM81 155H82V158H80L81 157ZM132 155V156H131ZM155 155H157L158 157L156 158V156ZM162 155V156H161ZM183 155V156H182ZM189 155V156H188ZM204 155V156H203ZM210 155V156H209ZM211 155H212V159H211ZM227 157H226V156ZM236 155V156H235ZM257 155V156H256ZM258 155H260V156H258ZM73 156V157H72ZM78 156H79V158H78ZM83 156H84V158L86 159L87 157H88V159H86V160H88L89 162H85V159L83 158ZM103 156H105L106 158H104ZM115 156H117V157H115ZM121 156V157H120ZM123 156V157H122ZM125 156L128 158H125ZM130 158H129V157ZM136 156V157H135ZM138 156V157H137ZM144 157V158H146V159H148V160H145L144 161V158H141V157ZM180 156H182V157H180ZM218 156V157H217ZM225 156V157H224ZM235 156V157H234ZM141 158V160H140V158ZM147 157H149V158H147ZM152 157V158H151ZM163 157V158H162ZM200 157V158H199ZM215 157V159H213ZM221 157V158H220ZM257 157H259V158H257ZM263 157V158H262ZM67 158H68V161L69 160H71V161H69L70 162V165H71V167L72 166H74L73 168L74 169H72L71 167H68L69 166V163L67 162V161H65V160H67ZM94 160H93V159ZM101 158H102V161H100L101 160ZM125 158V159H124ZM135 158V160H133V159ZM138 158V159H137ZM151 158V159H150ZM223 159V160H220V159ZM254 158V159H253ZM256 158V159H255ZM60 159L62 160V161H60ZM79 159V160H78ZM97 159V160H96ZM122 159V160H121ZM143 159V160H142ZM150 159V160H149ZM157 161H156V160ZM168 159V160H167ZM236 159V160H235ZM95 160H96V162H95ZM106 161V163H105V161ZM109 160V161H108ZM121 161V162H119V161ZM130 160V161H129ZM133 160V161H132ZM164 160V161H163ZM174 160V161H173ZM200 160V161H199ZM218 160V162H216ZM221 162H220V161ZM66 162L67 164H65L64 162ZM128 161V162H127ZM132 161V162H131ZM136 161V162H135ZM139 161V162H138ZM144 161V162H143ZM147 161V162H146ZM159 161V162H158ZM173 161V162H172ZM206 161V162H205ZM53 162V163H52ZM55 162V163H54ZM62 164H65V165H61V163ZM76 162H78V163H76ZM83 162H85L84 164H82ZM102 162V163H101ZM104 162V163H103ZM123 162V163H122ZM124 162H125V164H124ZM162 162V163H161ZM164 162V163H163ZM211 162V163H210ZM212 162H215V163H213V164H215V165H213L214 167H215V169H214V167L212 166ZM224 162H225V164H224ZM240 162V163H239ZM48 163V164H47ZM78 164L79 165V167H77V165L76 164ZM119 163V165L117 166V164ZM127 163V164H126ZM131 163V164H130ZM136 163V164H135ZM141 163V164H140ZM144 163H146V164H144ZM154 163V164H153ZM161 163V164H160ZM168 163H169V166H168ZM187 163V164H186ZM205 163V164H204ZM223 163V164H222ZM254 163V164H253ZM258 163H259V165H258ZM47 166H46V165ZM54 164H56L55 166H54ZM73 164V165H72ZM81 164L83 165V169L81 170L80 169V167H81ZM86 164H88V165H86ZM94 164V165H93ZM121 164V165H120ZM123 164V165H122ZM142 167V164H143V167L141 168L139 165ZM152 164V165H151ZM171 164H172V166H171ZM189 164V165H188ZM199 164V165H198ZM205 165V166H203V165ZM206 164H208V165H206ZM222 164V165H221ZM229 164V165H228ZM39 165H40V167H39ZM49 165V166H48ZM50 165H52L51 167H50ZM66 165H68V166H66ZM99 165V166H98ZM103 167H102V166ZM114 165V166H113ZM125 165H127L126 167H125ZM151 165V166H150ZM155 165H159L158 166V168H156V169H154V171H153V168L155 167ZM165 165L166 166V168H164L163 166ZM194 165V166H193ZM217 165V166H216ZM44 166V167H43ZM45 166L47 167V168H45ZM64 166H66L67 167V169H66V167H64L66 170H67V172L63 169V167ZM85 166V167H84ZM123 168H126V169H123ZM130 166V167H129ZM162 166V167H161ZM198 166V167H197ZM203 166V168H205L204 170L201 168ZM208 166V167H207ZM221 166H222V168H221ZM232 168H231V167ZM257 166V167H256ZM43 167V168H42ZM92 167H94L93 168V170L91 169ZM97 167V168H96ZM99 167V168H98ZM100 167H101V169H100ZM115 167H117L118 169H116ZM122 169H121V168ZM148 167V168H147ZM170 167V168H169ZM177 167H179V168H177ZM193 167H195V168H193ZM198 169H197V168ZM227 167V168H226ZM255 167V168H254ZM15 168V169H14ZM26 168V169H25ZM52 168H54V169H52ZM59 168L62 170H59ZM68 168H70V169H68ZM77 168V169H76ZM82 168V167H81ZM106 168H107V170H106ZM109 168H111V169H109ZM134 168V169H133ZM137 168V169H136ZM181 168V169H180ZM213 168V169H212ZM218 168H220V169H218ZM224 168V169H223ZM235 168V170H237V172H235V170H231V169H234ZM238 168V169H237ZM241 170H240V169ZM243 168H244V171H243ZM24 171H23V170ZM33 171H32V170ZM51 169V170H50ZM56 169V170H55ZM79 169H80V172H79ZM87 169V170H86ZM111 171H109V170ZM113 169V170H112ZM119 169H121V170H119ZM131 169V170H130ZM136 169V170H135ZM140 169H142V170H140ZM158 169V170H157ZM167 169V170H166ZM192 169V170H191ZM211 169H212V171H211ZM247 169V170H246ZM261 169H263V170H261ZM28 170V171H27ZM37 170V171H36ZM42 170V171H41ZM46 170V171H45ZM65 172H64V171ZM68 170H71V173H73L72 174V177H70L71 175V173L69 174V172L70 171H68ZM78 170V171H77ZM103 170V171H102ZM127 170V171H126ZM143 170H145V171H143ZM148 170V171H147ZM158 171V172H155V171ZM174 170H179V171H174ZM182 170V171H181ZM191 170V171H190ZM201 171V172H199L198 173V171ZM222 171V172H218V171ZM227 170H229L230 171V173L232 174V176L236 173V175H234L233 177H235L236 176V178L238 179H240V177H241V179H242V177H243V179H242V181H241V179L238 181L236 178V185L237 186H235V185H233V183L232 182H230L232 179H231V177H229V178H227L228 177V172L229 171H227ZM240 170V171H239ZM50 171V172H49ZM54 171V172H53ZM58 171H59V174H62V175H59L58 174ZM73 171V172H72ZM75 171V172H74ZM90 171L93 173V175H92V173H90ZM93 171H95V172H93ZM97 171V172H96ZM106 173H105V172ZM115 171V172H114ZM124 171V172H123ZM132 171H133V173H132ZM139 171V172H138ZM155 172V174H150L149 172ZM197 171V172H196ZM205 173H204V172ZM207 171H208V173H207ZM234 173H232V172ZM254 171V172H253ZM256 171V172H255ZM24 172V173H23ZM42 172V173H41ZM56 172H57V174H56ZM76 172H78L77 174L79 175H77L76 177H75V174H76ZM104 172V173H103ZM108 172H109V174H108ZM114 172V173H113ZM118 172V173H117ZM141 172V173H140ZM143 172H145V173H147V174H145V173H143ZM164 172V173H163ZM187 172V173H186ZM210 172V173H209ZM238 172H242L241 174H239ZM249 172H250V174L251 175H249ZM257 172H259V173H257ZM22 173V174H21ZM39 173V174H38ZM50 173L52 174V175H50ZM67 173V174H66ZM83 175H82V174ZM90 175H89V174ZM113 173V174H112ZM115 173H117V175L115 174ZM143 173V174H142ZM157 173H159V176L161 177L160 178V181H158V176L156 175ZM173 173H176V174H173ZM178 173V174H177ZM194 173V174H193ZM245 173V174H244ZM254 173H256L258 176H257V179H259V180H257L256 181V179H255V177L254 176H256V174H254ZM56 174V175H58L57 177L56 176H54V175ZM63 174H64V176H65V178H64V180H63V178L61 179L60 177H62L63 176ZM68 174H69V176H68ZM81 174V175H80ZM96 174V175H95ZM99 174H103L102 176L101 175H99ZM111 174V175H110ZM122 174V175H121ZM134 175L135 176V178H133L132 177V175ZM137 174V175H136ZM146 176H145V175ZM182 174V175H181ZM185 174H187V175H185ZM202 174V175H201ZM205 174V175H204ZM208 174H210V176L208 175ZM230 174V175H231ZM239 174V175H238ZM36 177H35V176ZM44 175V176H43ZM46 175H48V177L46 176ZM68 177H67V176ZM97 175H99V176H97ZM118 175H120V176H118ZM126 177H125V176ZM139 175V176H138ZM152 175H153V177H152ZM189 175V176H188ZM197 175H200V176H197ZM221 175V176H220ZM227 175V176H226ZM229 175V176H230ZM248 175V176H247ZM43 176V177H42ZM52 176V177H51ZM63 176V177H64ZM83 176V177H82ZM85 176H87V178L85 177ZM90 176V177H89ZM92 176H94V177H92ZM101 176V177H100ZM103 176H104V178H103ZM109 176H111V177H109ZM115 176V178L116 179H118V180H116L115 178H113ZM124 176V177H123ZM164 176V177H163ZM166 176H168L169 178H167ZM183 176H185V177H183ZM190 177V178H186V177ZM193 176V177H192ZM207 176V177H206ZM209 176V177H208ZM250 176V177H249ZM47 177V178H46ZM49 177H50V179L52 178V180H57V181H54L55 182V185H53L52 183H54L52 180H49ZM67 177V178H66ZM74 177V178H73ZM96 177V178H95ZM99 177V178H98ZM138 177V179H140L139 180V182H140V187L138 186L139 185V182L137 183V178ZM140 177V178H139ZM145 178V180H142L141 178ZM150 177H152L153 179H151ZM155 177H156V179H155ZM195 177H196V179H195ZM203 179V180H201V178ZM206 177V178H205ZM217 177H220V179H222V181L220 180V179H218ZM224 177V178H223ZM22 178V179H21ZM37 178V179H36ZM59 178H60V181H59ZM70 178H72V179H70ZM80 178V179H79ZM85 178V179H84ZM90 178V179H89ZM91 178H93V179H91ZM110 178V179H109ZM112 178V179H111ZM123 178H124V180H123ZM129 178H130V181L128 182V180H129ZM143 178V179H144ZM178 178V179H177ZM182 178V179H181ZM184 178V179H183ZM192 178H194L195 179V181L192 179ZM200 178V179H199ZM252 178V179H251ZM40 179H42V181L40 180ZM44 179V180H43ZM45 179H47V180H45ZM68 179H70L69 181L71 182V183H69L68 182ZM74 179V181H72ZM87 179H89V180H87ZM99 179V180H98ZM115 179V180H114ZM121 179V180H120ZM162 179H164V180H162ZM223 179L224 180H230V181H227V183L228 182H230V184L228 183V184H226V181H223ZM235 179H233L234 181H235ZM40 180V181H39ZM66 180H67V182H66ZM100 181V182H98V181ZM108 180V182H106ZM111 180V181H110ZM120 180V181H119ZM124 182H123V181ZM131 180H132V183H131ZM152 180V181H151ZM161 180H162V182H161ZM180 180H182V182L180 181ZM192 180H193V182H192ZM215 180V181H214ZM219 180L223 183V182H225V183H218L219 182ZM232 180V181H233ZM245 180V181H244ZM247 180V181H246ZM253 180V182H251ZM15 181V182H14ZM19 181V182H18ZM24 181H26V182H24ZM31 181V182H30ZM44 181V182H43ZM48 181H50V182H48ZM52 181V182H51ZM84 182V181H87L86 183L84 182V184H81L80 182ZM104 181V182H103ZM114 183H113V182ZM134 181V182H133ZM186 181V182H185ZM200 181V182H199ZM18 182V183H17ZM63 182V183H62ZM81 184V186L78 184ZM82 182V183H83ZM94 182V183H93ZM111 182V183H110ZM116 182V183H115ZM119 182H121V184L119 183ZM123 182V183H122ZM126 182H128L127 183V185H128V188L126 187H124V190H121V189H123V186H127L126 185ZM167 182H168V184H167ZM184 182V183H183ZM214 182H216V183H214ZM237 182H239V183H237ZM260 182H262V184H260ZM3 183V184H2ZM28 183V184H27ZM43 183V184H42ZM71 184V185H66V184ZM99 185H98V184ZM119 183V184H118ZM130 183H131V186L134 184L135 186L137 185L139 188H137V189H139V190H141V191H143V189L145 188V187H147L148 188V186H150V189L148 188H145L144 189V191H145V193L144 194H146V192H147V190H149V192H150V190H151V192H153V193H151V196L149 195V194H146L145 196H143L144 194H142L141 193V191L139 192V191H137V189L135 188V186H134V190H132L131 192H130V190L132 189V187L130 186ZM180 183L181 184H183V189H182V185H180ZM242 184L243 185V187L247 190V191H249V192H245L244 191V188L242 187V185H240L241 187H242V189H241V187L239 186V184ZM250 183V184H249ZM255 185H254V184ZM48 184V185H47ZM75 184H78L79 186H76V188L74 187L75 186ZM86 184V185H85ZM92 184V185H91ZM115 186H114V185ZM161 184V185H160ZM184 184H186V185H184ZM188 184V185H187ZM190 184H192L191 186H190ZM196 184L198 187H196L197 189L199 188V189H202L201 190V192H202V195H201V198H200V194H201V192H199V191H196L197 189L195 188V187H192V186H194V185ZM220 184V185H219ZM232 184V185H231ZM249 185V187H248V185ZM257 184V185H256ZM14 185V186H13ZM30 185V186H29ZM37 185V186H36ZM65 185V186H64ZM89 187H88V186ZM103 185V186H102ZM109 185V186H108ZM122 185V186H121ZM142 185V186H141ZM146 185V186H145ZM151 185L153 186V187H151ZM156 185H158V187H156ZM163 185H164V187H165V189H164V187H163ZM213 185H215L216 187V189L215 188H213L214 186ZM223 185V186H222ZM226 185H230V187L228 188V187H225V188H223L224 186H226ZM252 185V186H251ZM11 186V187H10ZM12 186H13V188H12ZM19 186V187H18ZM24 186V188H22ZM29 186V187H28ZM72 186H73V188H75V189H73L72 188ZM83 186V187H82ZM91 186V187H90ZM98 186V187H97ZM99 186H101V187H99ZM106 186V187H105ZM120 187L121 189H118V187ZM136 186V187H137ZM161 186V187H160ZM179 186H181V188H179ZM184 186L186 187H192L191 189V191L189 190L190 188L188 187H186L185 189H184ZM217 186H220V188H219V190L217 189ZM231 186H233L232 188H233V191H232V188H231ZM256 186V187H255ZM45 187V188H44ZM55 187V188H54ZM63 187V188H62ZM67 189H66V188ZM87 187V188H86ZM96 187V188H95ZM102 187H103V190H100V189H102ZM129 187H131V189L129 188ZM141 187H143V188H141ZM170 187V188H169ZM177 187V188H176ZM210 187H212V188H210ZM238 187V188H237ZM261 187V188H260ZM22 188V189H21ZM58 188H60V189H62V190H60V189H58ZM79 188V189H78ZM90 188V189H89ZM95 188V189H94ZM99 190H98V189ZM116 188V190L121 194V191H122V193H124V194H117L118 192H116V190L115 191H113L114 189ZM141 188V189H140ZM156 190H155V189ZM196 190H195V189ZM205 188V190L208 192V191H210V189L212 190V191H214L215 193V197L217 198H215L214 196V199L212 200V201H214L215 199V201L213 202V204L216 202V203H218V204H220L221 203V201L222 200H224L225 199V195L226 196H228V197H230L231 196V194H225L226 193V191L228 192V191H230V192H232V194H234L233 192H236L234 195H236L237 194V191H238V189H239V191L241 192L242 191V193H243V191H244V193H243V195H242V193H240V192H238V193H240L243 197H238L239 199H240V201H239V199H237V201H236V203H234L235 202V200H236V198H237V196L238 195H240V194H238L236 197H235V199H233L234 198V196H232L233 198H232V200L230 199V198H227L226 197V201H225V203L226 204H229L228 202L231 200V202H232V205L233 206H229V205H226L225 203H224V206H226V208H224V209H227V210H229V207H230V212L229 211H227V210H225V212L227 211L228 213L226 214L224 211H223V215L222 216H219L220 215V212H222L221 211V209H223V208H221L222 207V205H223V201H222V205H221V207L220 208H218L219 207V205L217 206V204H216V208L217 209H219V210H215V213L212 211V209H211V211L214 213V215H213V213H211V216L214 218V219H211L210 217V219H207L206 218V220L208 221H214L215 220V217L217 216H219L218 217V219H222L223 217L225 218V220H224V225H222V223H221V221L217 224V220L215 221V222H213L212 221V223H209L208 222V227H206L205 225H206V223L207 222H205V220H203L202 218H204V212L206 213V212H208L209 214H210V212L211 211H208V208H205V207H207L208 205H211L212 203V201H210V199H209V202H208V200L206 199V197L207 198H211L210 196H212V194H213V192L212 191H210V193H208L207 194V192L205 191V190H203ZM223 189V191L222 190H220V189ZM226 188L228 189V190H226ZM235 188H237V190L236 191H234V189ZM3 189L5 190V192L3 191ZM12 189V190H11ZM44 189V190H43ZM47 189V190H46ZM58 191H57V190ZM64 189H66L65 191H64ZM70 189V190H69ZM73 189V190H72ZM79 191H78V190ZM128 189V190H127ZM147 189V190H146ZM160 189V190H159ZM163 189V190H162ZM168 189V190H167ZM177 189H179L178 191H180L181 192V194H179L180 192H178V191H176ZM187 189V190H186ZM198 189V190H199ZM217 190V192H219L220 191V193H218L217 194V192L215 191V190ZM250 189V190H249ZM16 190V191H15ZM20 190V191H19ZM23 190H25V191H23ZM45 190L47 191V192H45ZM60 190V191H59ZM82 190V191H81ZM87 190H89V191H87ZM93 190V191H92ZM109 190V191H108ZM175 192H174V191ZM181 190H183V192L181 191ZM189 190V191H188ZM193 190H194V192H193ZM226 190V191H225ZM259 190V191H258ZM9 191H11V192H9ZM12 191L14 192V195L16 196V198H15V196L13 195V194H11L12 193ZM44 191V192H43ZM51 191H53V193L51 192ZM62 191H63V193H62ZM69 191V192H68ZM71 191H74V192H77V193H75V194H73L72 195V192ZM85 191V192H84ZM135 191H137V193L135 194L134 192ZM160 193H159V192ZM165 191V192H164ZM170 191V192H169ZM205 193H204V192ZM225 191V192H224ZM8 192V193H7ZM28 192V193H27ZM43 192V193H42ZM83 192V193H82ZM105 192H106V194H105ZM107 192L108 193H111V194H107ZM116 192V193H115ZM128 194H127V193ZM138 192H139V194L141 193V195L143 196H141V195H139L138 194ZM157 193V195H155L156 193ZM172 192H173V196H175V194L174 193H176V196H175V198L177 199H175L176 200V202L178 201V203L176 204V202H173V200H172V202H171V200H169V198L170 197H168L170 194H172ZM187 192V193H186ZM189 192V193H188ZM230 192H228V193H230ZM259 192V193H258ZM4 193V194H3ZM9 193L11 194V197H10V195H9ZM17 195H16V194ZM57 193V194H56ZM68 193V194H67ZM69 193H71V196H68V195H70ZM126 193V194H125ZM132 193L134 194V195H132ZM177 193H178V197H177ZM191 193V194H190ZM195 193L196 194H198V193H200L198 196H196L195 195ZM248 193V194H247ZM255 193V194H254ZM27 194V195H26ZM30 194H32V196L30 195ZM47 194V195H46ZM49 194V195H48ZM51 194H53V195H51ZM77 194V195H76ZM80 194V195H79ZM86 194V196L84 197V195ZM104 196H103V195ZM132 195V197L133 198H130V196ZM157 198V200H156V198L153 196V195ZM163 194V195H162ZM165 194V195H164ZM184 194H186V195H184V196H186L185 198H183L184 196L183 195ZM192 194H194L193 196H191V198L189 199V196L190 195H192ZM206 194V195H205ZM209 194H211L209 197H208V195ZM220 194V195H219ZM225 194V195H224ZM245 194H247V195H245ZM254 196H252V195ZM261 194L263 195L261 198H260V196H261ZM13 195V196H12ZM42 195V196H41ZM80 197H79V196ZM93 195H95L94 197H93ZM101 195V199H100V201H99V197L98 196H100ZM107 195H109V198L110 199H108L107 197ZM110 195H112V196H114V195H116V196H114V198H112V200H111V197H110ZM120 195V196H119ZM127 195H129V197L127 196ZM138 196V197H141L142 198V204L140 203V201H139V199L140 198H136V199H134L136 196ZM182 195V196H181ZM221 195H223V196H221ZM256 195H258V197L256 196ZM20 196H22V197H20ZM48 196H50V198L48 197ZM63 196V197H62ZM75 196H78V197H76V198H74ZM81 196H82V198H81ZM91 196H92V198H91ZM123 196V198H122V200H125V203L123 204V202L124 201H122V202H120L121 204H123L122 206L119 204V202L118 201H120V199H121V197ZM127 197V198H130V199H127V198H124V197ZM160 196V197H159ZM162 196H163V198H162ZM165 196V197H164ZM171 196V199H172V195H170ZM179 196L181 197V198H179ZM197 197V199H196V197ZM221 196V199H222V197L224 198V199H222L221 201H220V199L218 198V197H220ZM9 197V198H8ZM29 197V198H28ZM34 197V198H33ZM43 197V198H42ZM59 197H61V198H59ZM84 197V198H83ZM98 197V198H97ZM105 197V199H102V198H104ZM120 197V199H118ZM149 199H148V198ZM205 197V198H204ZM3 198V199H2ZM45 198V200H42V199H44ZM56 198V199H55ZM71 198V199H70ZM77 198H79V199H77ZM89 198V199H88ZM91 198V199H90ZM146 198V200L147 201H144V199ZM174 198V197H173ZM183 198V199H182ZM196 200H195V199ZM242 198H243V200H242ZM2 199V200H1ZM40 199V200H39ZM53 199H55V200H53ZM88 199V200H87ZM97 199V200H96ZM107 199H108V202H109V206H107L108 204H102V203H108V202H106L107 201ZM113 199H114V203H113ZM117 199V200H116ZM132 199H133V201H136V202H132ZM150 199H152V201L153 202H149L148 200H150ZM167 199V201H165ZM180 199H181V201H180ZM205 199V201L206 202H208V203H206L205 201H203ZM212 199V198H211ZM219 199V200H218ZM227 199H229L228 201H227ZM246 199V200H247ZM249 199H248V202L245 200L244 201V204L245 203H247L246 205H248V203H249ZM21 200V201H20ZM28 200V201H27ZM36 200V201H35ZM71 200V201H70ZM77 200V201H76ZM89 200H91L90 202H89ZM95 200V202L97 203V204H99L100 206H101V210H102V207H103V210L99 213V211H100V206L98 205V207L96 208L95 207V205L97 206V204L96 203H94L93 201ZM104 200V201H103ZM116 200V201H115ZM126 200H127V202H129V203H127L126 202ZM130 200V201H129ZM162 200V201H161ZM168 200H169V202L171 203H169V206L170 205H172V206H170V208H167L166 207V210H164L165 208V202H166V204L168 203ZM174 200V201H175ZM19 201V202H18ZM24 201H25V203H24ZM30 201V202H29ZM34 201V203H32ZM37 201L39 202V203H37ZM41 201V202H40ZM53 201V202H52ZM60 201V202H59ZM67 201V202H66ZM81 201H83V202H81ZM101 202V203H99V202ZM138 201V202H137ZM157 201V202H156ZM163 201H165V202H163ZM185 201H187V205H190V204H194L195 203V205L196 204H198L197 202H199V204L198 205H200V202H205L206 204H205V206H203V204L201 203V208H198L197 206H195V208H196V212L194 211L193 213L192 212H188L187 211V208H190V207H193V209H194V205H190V207H187V205H186V202ZM217 201H219V202H217ZM66 202V203H65ZM79 202V203H78ZM81 202V203H80ZM119 204V207H118V205H117V203ZM144 202H145V204L147 205V203L146 202H148V204L149 205H147V206H149L148 208L145 206V204H144ZM161 202H163V203H161ZM183 202H185L184 203V205H185V207H184V205H183V207L181 208V207H179L178 205L181 203V204H183ZM237 202H239V203H237ZM257 202V203H258ZM24 203V204H23ZM41 203V204H40ZM50 203V204H49ZM51 203H52V205H51ZM55 203V204H54ZM92 203L93 204H95V205H93L94 206V208H96V210H91V211H95L94 213H92L91 211H89V209H93V207L91 206L92 205ZM126 203H127V205H128V207L126 206ZM135 203H138L137 205H135ZM209 203H211V204H209ZM251 203H249V205H251ZM27 204V205H26ZM32 205V207H31V205ZM33 204H34V206L36 205H38L37 207L35 206V209L33 208L34 206H33ZM62 204H64V206L62 205ZM78 204H80V205H78ZM86 204H88V205H86ZM91 204V205H90ZM141 204V205H140ZM144 204V205H143ZM158 204V205H157ZM160 204H161V206H164L163 207V210L164 211H157L158 212V214H157V212H156V214H155V216H154V214L152 213V211L155 213V211H156V209H157V206H158V209H160L161 208V206H160ZM173 204H174V206H173ZM212 204V205H213ZM239 205V207L237 206H235V205ZM30 205V206H29ZM46 205H48V207L49 208H47L46 207ZM78 205V207H75V206H77ZM85 205H86V207H85ZM113 205H115V207L113 206ZM129 205H131V208L133 209V207H132V205L134 206V208L135 209H137L138 208V205H139V208H144V210H143V208H142V210H140L139 211V208L136 210V212H139V214L138 215H136L137 213H135L134 215H136V216H138V218L136 217V216H134V215H129V212L131 213V211H133L132 209H130L129 208ZM208 206V207H210V208H214L215 206L213 205V206ZM6 206H7V208L9 209L8 211H7V209H6ZM22 206V207H21ZM55 206L57 207V208H55ZM68 206V207H67ZM137 208H136V207ZM142 206V207H141ZM180 206H182V205H180ZM229 206V207H228ZM1 207H3L4 209H5V212H4V209L3 208H1ZM18 207H20L19 209H27L28 210V212H30L29 214H28V212H27V216H28V218H27V216H26V214H24V212L26 211L25 209L24 210H21L20 212H19V209H18ZM27 207V208H26ZM28 207H29V209H28ZM75 207V208H74ZM122 207V208H121ZM125 207H127V209L125 208ZM153 207V208H152ZM181 208V210L179 211L178 209L179 208ZM202 207H204V208H202ZM228 207V208H227ZM232 207H234L235 208V212H234V210H233V208ZM43 208H45V209H43ZM69 208V209H68ZM71 208V209H70ZM73 208V209H72ZM82 208H83V210H82ZM99 208V209H98ZM109 208H112V209H115L116 211H117V213H119L118 211L120 210L121 211V213H119V215L117 216L116 214V216H117V218L114 216V213L116 212V211H114V210H112V209H109ZM120 208V209H119ZM177 208V209H176ZM197 208H198V211L200 210L201 212H203V215H202V218H201V216L200 217H198L199 219L201 218L202 220H199L197 217H195V215H196V213H197V215L198 214H200L201 212H197ZM215 208V209H216ZM232 208V209H231ZM3 209V210H2ZM33 209V210H32ZM43 209V210H42ZM48 209V210H47ZM78 209V210H77ZM88 209V210H87ZM98 209V210H97ZM106 211H105V210ZM135 209H134V211L133 212H135ZM146 209V210H145ZM176 209V210H175ZM182 209H184V210H186L187 212H185L184 210H182ZM190 209H192V208H190ZM204 209V210H203ZM205 209H207V210H205ZM1 210L3 211V214L1 213ZM13 211V210H15L14 212H12L13 214H10L11 213V211ZM18 210V212H19V215H17L18 213L16 212ZM34 212H32V211ZM39 210V211H38ZM43 211V212H41V211ZM49 210H50V212H49ZM52 210H54L53 212H52ZM76 210H77V212H78V215H77V212H76ZM82 210V211H81ZM107 210H108V212H107ZM129 210V212H126V211H128ZM172 210H174V211H176V213L175 212H172ZM177 210H178V215H181V214H179V213H183L181 216H179V217H177L176 219H175V215H177ZM189 210V209H188ZM210 210V209H209ZM6 211L7 212H10V213H7L8 214V216H7V214L5 215V213H6ZM45 211V212H44ZM81 211V212H80ZM105 211V212H104ZM171 211V212H170ZM189 211H192V210H189ZM220 211V212H219ZM233 211V212H232ZM237 211V212H236ZM263 211V212H262ZM37 212H39V213H37ZM51 212H52V214L53 213H56L54 216L51 214ZM60 212V213H59ZM70 212V213H69ZM76 212V213H75ZM91 212V213H90ZM99 213L98 215H99V218H98V215L96 214V213ZM110 212H114L113 214L112 213H110ZM124 214H123V213ZM161 212H162V214H161ZM166 212H167V219L170 221L171 219H172V217H174L173 219H175L176 221H177V224L179 223L180 224V222L178 221L181 217V219H182V221H181V224L180 225H182V222L183 223H187V225H185V227H184V224L179 228V226L176 224V221L174 220H171L170 222H167L168 220L166 219V223H169V224H167L168 226L169 225H171L172 226V224H170L171 222L173 223V227L171 228L170 226L169 227H167V228H169V229H167L168 231L170 230V232H168L167 233V230H165L166 229V226H164V225H166L162 220H164V216H165V214H166ZM218 212V213H217ZM23 213V214H22ZM41 213V214H40ZM48 213H50L49 215H48ZM88 214V216H89V214H92V216L91 217H89V220H91L90 222H92V221H94V222H92V223H90V224H88V223H86V222H88L89 220H88V216H86L87 214ZM104 213H106V214H104ZM110 215H109V214ZM128 213V214H127ZM142 213H144V215H141V217L139 216L140 214H142ZM153 214V215H151L152 217H150V215L149 214ZM160 213V214H159ZM168 213H172V216H169L170 214H168ZM173 213H175V215L173 216ZM184 213H187L186 215H184ZM189 213H191L190 215H194L193 216V218H190L191 219V222L190 223H192V224H188V222L187 221H190L188 218H187V215L189 214ZM217 213V215H215ZM11 216H10V215ZM23 215V217L21 216V215ZM32 214V215H31ZM57 214H58V216H57ZM67 214V215H66ZM73 216H72V215ZM84 214H85V216H86V219H85V217H83L84 216ZM108 214V215H107ZM209 214H207V216L209 215ZM222 214V213H221ZM230 214V215H229ZM232 214H234V216L232 217V218H230L229 216H232ZM240 214V213H239ZM257 214H258V216H257ZM261 214L263 215V216H261ZM13 215V216H12ZM17 215V216H16ZM46 215H48V216H46ZM50 215H52V217H50ZM59 215H60V218H58L59 217ZM70 215V216H69ZM93 215H94V217H93ZM113 215V216H112ZM123 215V216H122ZM134 216L133 218H131V220L129 221V219H128V217L127 216ZM157 215V216H156ZM164 215V216H163ZM177 215V216H178ZM201 215V214H200ZM1 216H3V218H4V216H5V218L6 219H4V220H2L1 218ZM35 216H37V217H35ZM61 216H64V217H61ZM69 216V217H68ZM80 216H82L81 218H80ZM112 216V217H111ZM119 216H120V218H119ZM122 216V217H121ZM143 216V217H142ZM162 216V218H160L159 219V217H161ZM184 216H186V217H184ZM206 215H205V217H207ZM245 216V215H244ZM20 217V218H19ZM27 219H26V218ZM33 217V218H32ZM47 217V218H46ZM68 217V218H67ZM72 217V218H71ZM125 217V218H124ZM126 217H127V219H126ZM136 217V218H135ZM148 217H150V218H148ZM165 217V218H166ZM183 217L186 219L187 218V220L185 221V220H183ZM188 217H189V215H188ZM191 217V216H190ZM194 217H195V219H194ZM227 217H229V220H228V222H227V220H226V218ZM236 219H235V218ZM239 217L240 218H242L241 217V215H239ZM260 217H261V219H260ZM8 218L11 220H8ZM15 218H16V220H18V221H16L15 220ZM25 218V219H24ZM35 218V219H34ZM38 220H37V219ZM50 218V219H49ZM52 218H54V219H52ZM67 218V219H66ZM73 218H75V219H73ZM83 218H84V221H83ZM91 218H94L93 220L91 219ZM142 218V219H141ZM157 218H158V220H157ZM170 218V219H169ZM196 218H197V220H199V221H197L196 220ZM249 218V217H248ZM263 218V219H262ZM32 219H34V220H32ZM42 219V220H41ZM47 220V222H46V220ZM48 219H49V222H48ZM60 219V220H59ZM64 219V220H63ZM77 219L78 220H81V222H79V221H77ZM103 219L105 220V221H103ZM116 219V220H115ZM118 219V220H117ZM120 219H122V222L123 221H125V220H127V221H125V222H123L120 226H118L117 224H116V222L119 224V222H121V220ZM133 219V220H132ZM137 219V220H136ZM141 219V220H140ZM155 220L156 219V221L157 222H160V223H157V225H156V222H155V226H156V228L155 229H158V228H160V229H158L159 230V232L160 233H162L163 234V237L161 236V242L163 243L164 242V244L165 245H167L166 247H165V245L164 244H162V243H159L160 242V239L158 240L157 238H156V236L155 237H153L152 236V238L150 237V236H148V235H157V233H159L158 232V230H153V228H152V231H154L153 232V234H152V231H151V226H152V221L153 220ZM162 219V220H161ZM180 219V220H181ZM220 219V220H221ZM238 222V225L235 223V220ZM239 219V218H238ZM22 220V222H20ZM24 220V221H23ZM36 220V221H35ZM66 220H67V222H66ZM72 220V221H71ZM74 220V221H73ZM87 220V221H86ZM95 220L99 223H97V222H95ZM113 220H114V222H113ZM120 220V221H119ZM139 220H140V222H139ZM150 220H152V221H150ZM161 220V221H160ZM194 220H196L195 221V224H193V222L192 221H194ZM231 220L233 221L234 220V222L233 223H235V226H234V224L232 225V222H231ZM242 220H243V222H242ZM259 220V221H258ZM262 220V221H261ZM39 221V222H38ZM42 221L44 222V223H42ZM75 221H77V222H79V224L78 223H76ZM133 221H135V222H133ZM151 222V224H150V222ZM185 221V222H184ZM200 221H202V223H200L201 224V227L200 226H198V225H200L199 224V222ZM203 221L205 222V225L203 224ZM219 221V220H218ZM225 221L227 222V223H225ZM246 221H248V222H246ZM256 221V222H255ZM261 221V222H260ZM11 222V223H10ZM13 222H15V223H19V227L14 223L13 224ZM31 222V223H30ZM38 222V223H37ZM42 224H41V223ZM46 222V223H45ZM60 223V225L58 224V223ZM131 222V223H130ZM149 222V223H148ZM162 222V223H161ZM231 222V223H230ZM241 222H242V224H241ZM251 222V225L249 224ZM263 222V223H262ZM33 223H34V226H35V228H36V230H35V228H33L34 226H33ZM52 225H51V224ZM61 223H63V225L61 224ZM97 223V224H96ZM105 223V225H106V223H107V225H106V227L107 226H109V227H112V229H113V231H111V229L109 228V227H105L104 229H103V227L105 226V225H103ZM111 223H114V224H111ZM125 223V224H124ZM128 223V224H127ZM138 223V224H137ZM148 223V224H147ZM153 223H154V221H153ZM163 223H164V225H163ZM214 223V224H213ZM215 223H216V225H215ZM239 223H240V225H239ZM255 223V224H254ZM256 223H257V225H256ZM29 224V225H28ZM44 224V225H43ZM53 224H55V226L57 227V229L54 227V225ZM65 224V225H64ZM68 224V225H67ZM74 224H75V227H74ZM77 224V225H76ZM82 224H87L88 226H87V228L85 229V227H86V225H82ZM93 224L95 225L94 227H93ZM101 224V226H99ZM116 224V228L114 227V225ZM131 224V225H130ZM134 224H136V225H133ZM139 224L141 225V224H143V225H141V226H139ZM148 225L150 228H148V226H146L147 228L145 229V228H143V227H145V225ZM159 224H161L159 227H158V225ZM174 224H176V225H174ZM203 224V225H202ZM43 225V226H42ZM91 225V226H90ZM97 225H98V227H97ZM103 225V226H102ZM122 225H124L123 227H122ZM127 225V226H126ZM162 225H163V227H165L164 229H162L163 227H162ZM188 225H190L189 227L191 228V226H195L196 228H204V226L207 228V232H205L204 230L206 229V228H204V229H202L203 231H201L200 229V231L198 232V229H196V231H194L193 230V227L190 229L189 227H188ZM198 227H197V226ZM212 225V226H211ZM216 226L217 228H218V226L217 225H222L219 229H215L213 226ZM225 225H228V226H225ZM231 227H230V226ZM244 225V226H243ZM249 225V226H248ZM11 226H12V228H11ZM14 226H15V228H14ZM21 226V227H20ZM31 226H33L32 228H31ZM38 226H40V228H38L37 229V227ZM48 226H51V228H49ZM59 226V227H58ZM65 226H68L67 228L65 227ZM79 226H81L82 228H77V227H79ZM125 226H126V228H125ZM134 228H133V227ZM174 226H176V228L174 227ZM203 226V227H202ZM240 226V227H239ZM4 227H5V230H4ZM25 227H26V229L27 228H29V229H27V230H30V233H29V231H26V229H25ZM45 227V228H44ZM53 227V228H52ZM65 227V228H64ZM74 227V228H73ZM91 227L93 228L92 229V231H90L91 230ZM98 228V229H95V228ZM132 228V230H131V228ZM140 227V228H139ZM153 227V226H152ZM158 227V228H157ZM162 227V228H161ZM178 227V228H177ZM186 227H188V229H190L191 231H192V233H190L191 231L190 230H188ZM223 227H227L226 229H224ZM263 228H264V225L262 226ZM261 227V228H262ZM7 228V229H6ZM25 230V232H27V233H25V232H23L22 230ZM49 228V229H48ZM60 228V229H59ZM62 228H64V229H62ZM85 229L86 231H87V233L86 232H84V230H82V233H81V229ZM90 228V229H89ZM119 228V229H118ZM130 228V229H129ZM139 228V229H138ZM184 228V229H183ZM8 229H9V231H8ZM21 231H20V230ZM33 229V230H32ZM68 229V230H67ZM73 229H74V231H73ZM104 230V232L102 231V230ZM106 229H107V231H108V233L106 234ZM116 229L117 230H119V232L117 231L116 232ZM130 231H128V230ZM145 229V230H144ZM162 229V230H161ZM183 231H182V230ZM208 229H210V230H208ZM221 229V230H220ZM223 229V230H222ZM41 230V231H40ZM50 230V231H49ZM65 230H66V232H65ZM77 230V231H76ZM99 232H101V234L100 233H98V231ZM125 230V231H124ZM128 231V233H127V231ZM141 230H142V232L144 231L145 233H143V237H141L140 236V234L139 233H142L141 232ZM150 230V231H149ZM165 230V232H161V231H164ZM175 230V231H174ZM176 230H177V232L179 231V230H181L180 232H179V234H176ZM187 230H188V232H187ZM212 230V231H211ZM214 230L217 232L218 231V235L216 234V232H214ZM2 231H4V232H2ZM19 231V232H18ZM32 231V232H31ZM36 231H37V233H39V231L40 232H44L45 231V233H44V235H43V233L42 234H39L41 237H40V240H42L43 239V241L45 242H43V241H38V239L39 238H37V240H32V236H35L36 235V237H37V233H36ZM67 231H69V232H67ZM71 231V232H70ZM95 231V233H93ZM97 231V232H96ZM121 231V232H120ZM157 231V233H155ZM172 231H173V234H171L172 233ZM209 231V232H208ZM222 231V232H221ZM6 232H8V233H6ZM18 232V233H17ZM74 232H75V234H74ZM79 232V233H78ZM92 232V233H91ZM102 232H103V234H106L105 236H102ZM113 232V233H112ZM126 232V233H125ZM205 233L206 234V237H207V235H208V238H205V234H203V233ZM221 232V233H220ZM31 233H32V236H30V238H29V234L31 235ZM81 233V234H80ZM89 233V234H88ZM117 233H120V234H117ZM146 233L148 234L147 236H145V239H144V234L146 235ZM167 234V236L169 235V237H166L165 236V234ZM186 233V234H185ZM202 233V234H201ZM210 233V234H209ZM213 233H215V234H213V238L211 237V235ZM34 234V235H33ZM70 234V235H69ZM74 234V235H73ZM91 234H92V236H91ZM93 234H96L97 236H96V238H94L95 236L93 235ZM110 234H111V236H110ZM125 234V235H124ZM139 234V235H138ZM200 234H201V236H200ZM19 235V236H18ZM43 235V236H42ZM48 235H50V236H48ZM53 235V236H52ZM109 235V236H108ZM135 235H138V236H140V237H138V236H136V237H133V236H135ZM188 235V236H187ZM216 235V236H215ZM17 236V237H16ZM76 236L77 237H79L80 239H79V241H78V238L76 239ZM90 236L92 237V238H90ZM98 236H100V238L98 237ZM114 236V237H113ZM125 236V237H124ZM159 236V234L157 235V237ZM164 236H165V238H164ZM198 236H200V237H198ZM209 236H210V238H209ZM218 236H219V238H218ZM4 237V238H3ZM36 237H34L33 239H35ZM39 237V236H38ZM52 238V241H51V238ZM54 237V238H53ZM73 237V238H72ZM81 237H83L84 239H83V241H82V238ZM98 237V238H97ZM108 237V238H107ZM112 237V238H111ZM116 237V238H115ZM133 237V238H132ZM138 237V238H137ZM182 237V238H181ZM183 237H186V238H184L183 239ZM7 238H9V239H7ZM44 238H46V239H44ZM56 238V239H55ZM71 238V239H70ZM94 238V239H93ZM107 238V239H106ZM138 239L139 241L141 240V238H142V240H141V242H142V244L144 245V247H142V248H146V253H148V254H150L151 253V251H152V249H153V252L152 253H154L155 252V249H156V251H157V253H154L155 254V257H154V255L152 254V255H149L150 256V258L151 257H153V258H151L152 260H150L149 261V258L147 257L146 258V256H148V254L146 255V253H143L144 251L141 249V247H137L136 245L134 246V244L135 243H141V242H137L136 240H135V242L133 241L134 239ZM140 238V239H139ZM157 239V243H159V244H157L156 242L154 243V241H156V239ZM162 238H164L165 240L167 239V238H169V239H167V241H165V240H162ZM218 238V239H217ZM2 239V240H1ZM5 239V240H4ZM18 241H17V240ZM21 239V240H20ZM86 239H87V241H88V239H89V241H90V239H91V241L92 240H94L92 243L91 242H89L88 241V243L85 245V242H86ZM95 239H98L97 241L95 240ZM108 240V241H105V240ZM129 239L132 241V242H134L132 245L134 246V248L133 247H131L130 246V248H132V250L131 249H129V248H127L126 247V250L124 251L122 248L124 247V246H120V245H122V244H127V243H129ZM143 239L146 241H143ZM153 239H155L154 241H153ZM170 239H172L173 240V242H171L170 243ZM180 239H178L179 241L178 242H181L180 241ZM183 239V240H182ZM202 239V238H201ZM213 239V240H212ZM4 240V241H3ZM31 241L30 243H28L29 241ZM48 240V241H47ZM50 240V241H49ZM54 240V241H53ZM77 240L78 241V244H76L77 243V241L75 242V241ZM104 240V242H102ZM111 240V241H110ZM115 240V241H114ZM170 240V241H169ZM204 240H202L201 242H203ZM9 241V242H8ZM13 241L15 242V243H13ZM17 241V242H16ZM23 241H24V243H23ZM36 241L38 242V244L36 243ZM100 241V242H99ZM114 241V242H113ZM150 241L152 242V243H150ZM169 241V242H168ZM210 241H211V244H210ZM27 242V243H26ZM59 244V245H57V243ZM68 242V243H67ZM70 242V243H69ZM82 242H84L83 244H82ZM108 242H109V245H108ZM111 242V243H110ZM113 242V243H112ZM145 242V243H144ZM165 242H167V243H169V245L167 244V243H165ZM178 242H176V244L178 243ZM246 242H248L247 240H244L243 241V243H246ZM12 243V245H9V244H11ZM43 244V245H41V244ZM51 243V244H50ZM75 243V244H74ZM91 243V244H90ZM101 243V245H99ZM146 243H149V244H151L152 246L151 247H147L146 245ZM183 243H187L186 241L185 242H183ZM208 243V244H207ZM218 243H217V245H218ZM0 244V245H1ZM36 244H37V246H36ZM80 244V245H79ZM120 244V245H119ZM131 244V242L129 243V245ZM141 244V245H142ZM148 244V245H149ZM153 244H157L156 246L155 245H153ZM180 243H178V245H179ZM210 244V245H209ZM9 245V246H8ZM30 245H32V246H30ZM47 245V246H46ZM57 245V246H56ZM69 245V246H68ZM75 245V246H74ZM90 245H92V246H90ZM105 245V246H104ZM119 245V249H120V251H117V250H119L118 248H117V246ZM140 245V244H139ZM138 245V246H139ZM142 245V246H143ZM160 245L162 246V247H160ZM178 245H175V247L173 246V253H177V254H179V253H181V256H179V257H181V258H179V257H177V260H176V262L179 264H183V263H185L186 261V263H188V258L189 259H192L195 255H192L193 253L191 252V254L189 253V250H185V249H183L184 248V244H180V245H182L181 247H183V248H181V247H178ZM179 245V246H180ZM187 245V246H186ZM202 245H204L203 247H201ZM12 246V247H11ZM29 248H27V247ZM35 246V247H34ZM40 246V247H39ZM42 246H45V251H44V247L41 249L42 251L41 252H39V248H41ZM56 246V247H55ZM76 246H78V247H76ZM100 246V247H99ZM108 246V247H107ZM110 246V247H109ZM126 246V245H125ZM127 246H128V244H127ZM155 246V247H154ZM7 247V248H6ZM10 247L11 248H13L14 250H12V249H10ZM32 247V249H30ZM47 247H49V248H47ZM61 247H63L64 249H65V252L63 253V252H59V251H64V249H62ZM91 247V248H90ZM97 247H99V249L97 248ZM121 247V248H120ZM129 247V246H128ZM135 247H137V248H135ZM163 248V250L162 249H160V248ZM168 247V248H167ZM177 247H178V249H177ZM211 247H213V248H211ZM18 248H20V250H22L21 252H23V251H25L24 252V255L20 252V250H17ZM22 248V249H21ZM34 248V249H33ZM38 248V249H37ZM53 248V249H52ZM70 248V249H69ZM72 248V249H71ZM82 248V249H81ZM84 248V249H83ZM86 248V249H85ZM95 248H97V249H95ZM101 248V249H100ZM115 248H117V250H115L114 251V249ZM140 248V250H138ZM148 248V249H147ZM152 248V249H151ZM158 248H159V250H158ZM176 249V251H175V249ZM183 249L182 250V252L185 250V251H188V253H189V255H191V256H193L192 258H190L191 256H189L187 253H182L181 252V249ZM12 250V251H10V250ZM49 249H50V251H49ZM81 249V250H80ZM88 249H90V250H88ZM113 250L114 252H115V254L117 253L118 254V256L120 257V261H119V257L116 259V257L114 256V253L113 252H110V250ZM125 249V248H124ZM187 249V248H186ZM209 251H208V250ZM49 251V253L47 252L46 253V251ZM56 250V251H55ZM68 250V251H67ZM75 250V251H74ZM94 250V251H93ZM96 250V251H95ZM111 250V251H112ZM133 250L135 251V250H138V251H140L141 253H139V254H136L138 251H135V258H131V255H127L128 253H133ZM167 250H165V254L167 253V252H169L170 253V251H167ZM207 250V251H206ZM213 250V251H212ZM7 251H9V253L7 252ZM18 251V252H17ZM28 251H30L29 253H28ZM55 251V252H54ZM89 251H91V252H89ZM117 251V252H116ZM122 251H124V254L123 255H126L125 256V258L127 257V256H129V258H126V259H124V257H123V255H122V257H123V259L122 260H124V261H122L121 260V255H119L120 253L122 254ZM127 251V254H125V252ZM160 251H163V253L162 254H159V256H156V254L158 255V253H160ZM184 251V252H185ZM200 251V252H199ZM11 252V253H10ZM52 252H53V254H52ZM58 252V253H57ZM76 252V253H75ZM80 252V253H79ZM82 252V253H81ZM86 253L85 255H84V253ZM104 252H108L107 254L108 255H106V253H104ZM109 252L111 253L110 254V256H109ZM172 252H171V254H172ZM16 253V254H15ZM20 253V254H19ZM31 253H32V255L33 256H31ZM59 254V255H56V254ZM78 253V254H77ZM92 253L94 254V255H92ZM98 253L101 255V257H102V259H103V261H102V259H100V255H99V258H97L98 257ZM207 253V254H206ZM9 254V255H8ZM35 254V255H34ZM48 255V257L46 256V255ZM70 254V255H69ZM73 254V255H72ZM102 254H104V255H106V256H104V255H102ZM146 256H145V255ZM168 254V253H167ZM165 255L166 257H168V258H166L164 255V258L163 257H160V260H159V262L158 263H161V264H175L174 262H175V260H173V261H171L170 259V257L172 256L171 254H170V257H169V254L168 255ZM175 254H173L174 256H172V259H173V257H175L174 259H176V255ZM204 255V257H203V255ZM41 255V256H40ZM50 255V256H49ZM52 255H54V258H53V256ZM63 255V256H62ZM65 255V256H64ZM74 255H76V256H74ZM80 255H84L83 256V258H82V256H80ZM134 255V254H133ZM132 255V256H133ZM137 255V256H136ZM138 255H143V256H145V257H143V258H145V259H141V260H137V257L139 258V256ZM180 255V254H179ZM184 255V257H182ZM4 256H5V258H4ZM27 256H29V257H27ZM43 256V257H42ZM46 256V257H45ZM57 256H58V258H57ZM87 256V257H86ZM95 258V259H97V260H95L94 259V261H93V259L91 258ZM108 256H109V258H108ZM178 256V255H177ZM199 256V257H198ZM19 257H21V258H19ZM25 257V258H24ZM27 257V258H26ZM37 259H36V258ZM40 257V258H39ZM61 257V258H60ZM74 257V258H73ZM89 257H90V260L93 262H91V261H89ZM115 259H114V258ZM188 257V258H187ZM9 258H11V259H13L12 261H11V259H9ZM32 258H33V260H32ZM44 258V259H43ZM48 258V259H47ZM57 258V259H56ZM65 259V260H63V259ZM80 258L82 259V260H80ZM85 258H86V260H85ZM88 258V259H87ZM107 258V259H106ZM163 258V259H162ZM166 258V259H165ZM170 258V259H169ZM180 260H179V259ZM187 259L185 262H184V260L185 259ZM202 258H203V261H202ZM46 259V260H45ZM52 259V260H51ZM67 259H68V262H67ZM76 259V260H75ZM100 259V260H99ZM106 259V260H105ZM111 259V260H110ZM184 259V260H183ZM9 260H10V262H9ZM18 260V261H17ZM21 260H22V262H21ZM40 260V261H39ZM44 260V261H43ZM62 260H63V262H62ZM85 260V261H84ZM99 260V261H98ZM108 260H110V262L108 261ZM2 261V262H1ZM31 261H33V263L31 262ZM39 261V262H38ZM51 261V262H50ZM55 262V263H52V262ZM58 261H59V263H58ZM73 261V262H72ZM82 261V262H81ZM101 261V262H100ZM114 263H113V262ZM123 263H122V262ZM125 261H127V262H125ZM155 261L153 262V263H151L150 262V264H155ZM157 261H156V264H158L157 263ZM170 261L172 262V263H170ZM182 263H181V262ZM5 262V263H4ZM38 262V263H37ZM46 262H48V263H46ZM75 262V263H74ZM99 262V263H98ZM107 262H109V263H107ZM130 262V263H129ZM193 262V260L192 261H190V263L191 264H193L192 263ZM197 262H195V264L197 263ZM176 263V264H177ZM185 263V264H186ZM104 264V263H103ZM198 264V263H197Z\"/></svg>", "mask_w": 264, "mask_h": 264}]
</instances>
